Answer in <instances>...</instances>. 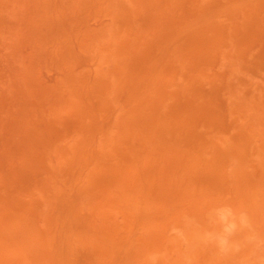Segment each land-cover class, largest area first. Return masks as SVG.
Segmentation results:
<instances>
[{"label": "rangeland", "instance_id": "374dc122", "mask_svg": "<svg viewBox=\"0 0 264 264\" xmlns=\"http://www.w3.org/2000/svg\"><path fill=\"white\" fill-rule=\"evenodd\" d=\"M181 1H182V3L184 4V2L185 1H190V2H193V4L195 3L196 4V6H197V8L198 7H200L201 8V6H205V2H207L206 3V5L208 6L209 4V1H210V5H212V7L209 5L208 7H210V8H201V10H200V8H198V9H196V8H192V4L191 3H188L189 5L191 4V7L190 6H188V7H186L187 9L190 7V10L191 9H195L194 10V12H196L197 14H199V16L196 14V13H194L193 11H192V15L191 16H189V14L191 13V12H189L190 10H188V12L189 13H184V11H187V9H182L181 8V6L183 5L182 3H181ZM184 1V2H183ZM209 1H207V0H0V54L2 55V57L0 56V63H1V61L4 63V62H6V61H8L7 63H4L5 65H7V66H5L4 64H2V66H1V64H0V72H2L1 74H2V78L0 77V90H2V88L4 89V90H2V91H0V93L1 92H4V94L6 95V96H8V97H6L5 98V95L3 94V96H1L0 95V107H1V109H0V124H2L1 125V128L0 129H5V130H7V131H4V130H2L3 132H5L4 133V135L0 132V155H2V156H0V160H1V157H2V159H4V161L6 160V162H4V163H6L7 164V166H6V169L9 167V169L11 170V171H14V169H17L15 166H18V168H19V165L21 164V162L20 161H22L23 159H24V156H25V158L27 157V155H29L28 153H30V151H28L27 149H29V147H28V145H29V143H28V145L26 146V144H25V141H28V142H31L30 143V145L32 144V142L34 141V139H37L38 140V142H39V144L37 143V147L38 148H40V149H38V151L36 150L35 151V153H33V155H34V157H35V159L34 160H39L40 158H43L44 159V161H45V164H46V166H47V168L49 169V170H55V168L53 169V167H61L60 166V162H62L61 163V165H63L65 162H66V160L68 161L67 162V165H68V167L70 168V171L68 172V170H67V174L65 173V182H67V183H69V184H73V185H77V184H75V183H77V181H80L81 179V183H79L78 182V184H85L84 186H83V188L82 189H84V191H81L80 190V194L78 193V196H77V199L78 198H82V199H78V201H80V203L77 201L75 204L76 205H82L81 203H86V201L87 200H89V199H94L93 201L95 202L96 201V203L97 202H99L100 200L102 201L103 199H105V197L102 199V194L103 193H105V192H107L108 193V195H111L112 193H115L116 195H114L115 197H116V199L114 198V196L113 197H111L112 198V200L113 201H111V199H107V198H109V196L107 195V193H105L103 196H106V202L107 201H109V202H107V203H109L108 204V206L111 208V210H110V208L107 206V207H104V209H103V207H102V209H103V212H102V214H104V212H105V214L108 216L110 213H111V211H112V214H110L112 217H110V218H108L106 215H105V217H107L106 219H113V216H116L117 217V219H118V222H117V220H113V223H111L110 222V224H113V225H115V226H118V227H114L113 225L112 226H110V225H108L107 226V228H109V227H114L113 229H115V230H117L118 232H119V234H121L120 236L119 235H117V237L118 238H121V236L123 235L124 237L122 238L123 240H125L126 238H125V235L127 234V235H130V236H132L133 234H135L137 237H139L140 238V236L139 235H142L141 237H144L145 235H143V234H147L148 232H146V231H150L149 230V228L150 227H146V226H148L149 224H151V222H149V224H147L146 222H148V220H147V218L148 217H146V216H148V214H152V213H150V210L152 211V208L154 207L155 209H153V210H157V208H159L160 206V208H162V205L164 204V203H166L167 204V206H166V204H164L163 205V209H164V206H165V208L167 209V211H166V209H160V210H157L158 211V213H157V211H156V213L155 212H153V214H154V216H158V217H162L161 218V220L163 221V218H164V216H165V218L164 219H166V221H167V223H165L166 221L164 220V223L161 221V220H159V218H155L154 219V221L156 222V223H153V224H151V226H153L154 224H157L158 225V227L160 228L161 227V229H159L158 231L156 230V229H158V227L155 229V226H154V228H152L153 230L152 231H154L155 232V230H156V232H155V234H154V232H153V234H151V236H150V233H152V232H150L149 234H147L145 237H144V240H145V242H144V245H145V247L144 248H149L148 247V245L150 246V248L147 250V249H144V248H142L141 246H143V245H141V246H139L140 244H142L141 243V240L140 239H137V240H133V241H135V243H136V247H138V250L136 249V247H134V244H132V239L133 238H135L136 236L135 235H133L132 237H130V236H127L126 235V237H128V239L127 240H125V243H127L128 244V242L130 241V245H132V248H134V250H131L132 248H131V246L129 247H127V249H128V251H127V253L129 254V255H132V254H130L131 252H133V251H137V253L139 252V255H140V259H138L136 262H138L139 261V264H143V262H144V260H147V261H145L144 263L145 264H147V262L148 261H151L152 263L154 262V264H157V263H155V261H157L156 260V258L155 257H158V255L157 256H155L157 253H160L161 252V250H158L159 248L158 247H160V249H162V250H164V248L166 249V247H164V246H166V245H169V243L171 242V238L169 237V233H173V232H175L174 234L176 235V236H172V235H174V234H172V235H170V236H172V237H176V239L175 240H172V242L174 243V244H176L175 245V248L174 247H172L173 248V250L176 252V253H182V256H181V258H183V259H185V261L184 260H182L181 258H180V256H179V254H173V255H168L171 251H169V253H167L166 251V255H165V252L164 253H162V254H164V260H165V256L166 257H168L169 256V258H168V260H166L165 262H164V264H166V262H169L168 264H190L192 261H194V263L192 262V264H217V263H215V262H218L219 261V258H221L220 259V262H218V264H220L221 262H224V263H227L228 262V260H229V264H264V212L263 213H260V210H262V207H263V209H264V130L262 129V127L264 128V117L262 116L261 117V115H263L264 114V108H262V107H264L263 106V104L262 103H264V94H263V96H261L260 95V92H261V90L259 91V89L257 90L256 89V85H255V83L256 84H258L257 85V88H258V86H259V88L260 89H262V87H260V86H262V84L264 83L263 82V80H264V73L263 72H256L255 70H253V71H250L249 70V68H247L246 67V65H245V61L243 60H241V62L239 61V57L237 56V55H235V53L234 52H236L237 50L236 49H238L239 47L241 48V46H236V48H234L235 50H233V53H234V55L231 53L232 51V49H230V50H226L225 49V51L226 52H228L229 53V55H227L226 54V58H228V57H230V53H231V57H233L232 59H233V61H234V59H238L236 62V64H234L235 63V61L233 62L232 60H229V59H227V61H226V59L224 58V57H222V53H224L223 52V50H222V53L221 54H218V58H220L219 56H221V61L218 63V62H216V65H215V67H213V68H218V66L219 65H221V63H223V60L225 59V67H229V68H231L229 71L231 72H229L230 74H229V76L228 77H230L231 75H232V73H233V71L235 70V68H237V67H241L242 68V70L244 69L243 67H245V69H246V71L244 72V71H242L241 70V68L239 69V71H238V68L236 69L237 71H238V74H236L237 72H235V74H233L234 76H235V78L237 79H235L236 81H233V75L230 77L231 78V82L229 81V78H228V83H230V85L231 86H229L228 88H226V89H224V90H222V93L220 92V95H221V98L223 97V99L225 100L226 98H230L229 99V101H228V99H226V101H228V102H225L224 101V103L226 104V103H228L227 105H228V108H230L231 109V107H232V105H236V103L235 102H239V103H241V105L240 106H242V107H240L239 106V104H237L239 107H240V109L238 108V107H234L233 106V108L232 109H234V111L232 110H229V117L230 118H232L233 120V124H231V126H234V125H238L241 121V123H240V125L241 124H244L245 125V129L242 127V129L240 130V126L238 127V126H236V127H238L237 129H236V127L234 126V127H229L228 125H226V127H224V126H222V130H223V132L225 131V132H227L226 130H225V128L227 129L228 127H229V129H227V130H229V132H227V133H230L229 134V136H227L226 134L227 133H225L224 132V134L226 135V138L225 139H223V141L225 140L226 142H228V143H230V145H231V148H230V146H229V144H228V146H227V144L225 145V141H224V146H222L221 144L222 143H220V144H218L217 142H215V141H213L212 142V140H214L215 139V136H216V138H218L219 136H222V138H224V135H222L223 134V132H220V131H222L221 129H219L220 131H218V128H217V126L215 125V121H217L218 122V115H216V114H219L218 113V111H217V109L215 108V110H216V112L217 113H215V110H214V108H213V110L214 111H210V109H209V107L208 106H210V105H208V104H205L206 102V97L208 96V98L209 99H212V96H214V95H212V94H209L208 95V93H211L210 91H208V90H206L207 88L210 90V88H211V86L212 85H207V84H209L210 83V81H213V82H211L210 84H218L219 83V81L217 80L216 81V79H218V78H216V77H218V75L216 74L217 72L216 71H220V68L217 70V69H214L213 70V68H212V75H206V78H208L209 76V78H211V79H208V80H206V78H205V74L207 73V72H202V73H200L201 71L200 70H202L203 71V69H207V71L209 72L210 70H208L209 68H211V66H210V64L212 63V62H210L209 60V63H208V61L205 59L206 57H204L203 55V57H204V59L206 60V61H204V62H202V63H204V64H202V66L201 65H199L198 64V62H200L203 58H202V56H201V54H206L207 55V51H208V46L210 45V43L209 42H211V44L213 43L212 41H211V39L213 38V36H211L212 38H209V36H207L206 37V35H207V30L206 29H201L202 31H204V32H202L201 30V32H202V34L203 33H205L206 35H203V39L201 38V35H200V39L198 38V40H200L201 42H202V40H204L205 39V41L204 42H206V40H210V41H207L206 43L208 44L209 43V45L207 46V50L205 51L204 50V48H206V47H203V46H201V48H202V53H199L201 50H199V48H193L192 50H194L196 53V56H194V54H190L189 52V54L186 52L185 53V51H187V48H188V46L189 45H191V43H192V41H191V43H189V45L188 44H186V45H183V43H184V41L186 40V38H187V40H188V38H190V39H195V37H196V41H197V37L198 36H194L193 34H194V32H195V30L197 29V30H199L200 28H199V26H201V23L203 24V22H205L204 20H206V18H204L203 20H200V19H202L201 18V15H204L205 13H202L201 11H204L205 12V10H206V13L208 14V12H213L212 13V17H213V14H219V12L220 13H227L228 12V8H227V11H226V9L224 10V8H223V10H221V11H219L218 9H220L218 6H217V3L219 4V6H220V4H222L221 2H223L222 0H221V2H220V0H219V2L217 1V0H213L212 2H214V1H217L216 3H211V0H209ZM174 2V3H173ZM225 2V1H224ZM226 2L229 4V0H226ZM225 2V3H226ZM187 3V2H186ZM198 3V4H197ZM202 3H204L203 5H199V4H202ZM173 4H175V5H173ZM180 4H181V6H180ZM194 4V5H195ZM216 4V5H215ZM228 4H224L223 6L226 8V6L228 5ZM176 5H178V6H176ZM186 6H187V4H185ZM193 5V6H194ZM214 5L216 6V8L214 7ZM231 5V4H230ZM176 6V7H175ZM195 6V7H196ZM207 6H205V7H207ZM223 6H221V7H223ZM171 7L173 8V10L172 11H176V13H172V11H170L171 10ZM179 7V10L177 9ZM185 7V6H184ZM217 7H218V9H217ZM170 8V9H169ZM212 8L213 9H216L215 11L214 10H212ZM222 9V8H221ZM198 10V11H197ZM199 10H200V12H199ZM210 10V11H209ZM181 11H183V12H181ZM219 11V12H218ZM167 12H168V14L170 15V13H171V15L172 16H174V15H177V14H180L181 13V17H180V15L178 16V17H180V18H178V19H182V14L184 13V14H187V15H185L186 16V18H187V16H189L188 18H190V19H192L193 20V22H194V24H195V21H194V17L197 15L198 17H200V19L198 20L197 19V16H196V19L200 22V25L198 26V28H196L195 30H193L192 28H194V24H193V22H192V20H187V21H184V20H181L180 21V23L179 24H181L183 21L184 22H186V24L185 25H187L188 24V22H192V24L191 23H189V24H191V28H190V25H189V28L187 27L186 29L188 30H185V25H184V23L182 24V26L180 27V28H178V26H176V25H174V23H176V24H178L177 23V21H178V19H177V17L174 19V20H176V21H174L173 23H171V21H169L168 23H166V21H168L169 20V18L171 19V15H170V17H168V18H166V14H167ZM180 12V13H179ZM210 12V13H211ZM201 14V15H200ZM206 14V15H207ZM165 16V17H164ZM184 16V17H185ZM209 16V15H208ZM193 17V18H192ZM207 17V16H206ZM209 17H211V16H209ZM212 17H211V19H212ZM208 18V17H207ZM166 19V20H165ZM168 19V20H167ZM195 19V20H196ZM210 19V18H209ZM163 20H165V22L163 21ZM172 21H173V19H171ZM196 20V25H198L197 23H198V21ZM203 21V22H202ZM208 21L209 20H207V24H206V22H205V24L206 25H209V23H208ZM163 23H166L168 26L170 25V26H172V24H173V26L170 28V27H168L167 25V27L166 26H164V24ZM171 23V24H170ZM163 26L165 27V29L163 28ZM183 26H185V27H183ZM204 26V25H203ZM183 27V28H182ZM206 26H204V27H202V28H205ZM173 28H175V30L173 29ZM177 28V29H176ZM183 29V30H180V29ZM206 28H208V26L206 27ZM167 29H171V30H167ZM173 29V30H172ZM180 31H179V30ZM169 32H167V31ZM178 31L179 33H178V35H182V34H184L183 36H182V38H183V40L180 38V36H178L176 33L177 32H174V31ZM188 32V34H189V32H190V34H192L193 36V38L191 37V35L188 37L187 35V33L185 32ZM163 31L165 32V34H169V36H170V31H171V35L172 36H174V35H176V37L177 38H172L171 36H170V38L172 39H170L169 38V36H167V35H165V34H163ZM181 31H182V33H181ZM172 32L173 33H175V34H172ZM191 32H193V33H191ZM199 32V31H198ZM201 32H199V33H201ZM195 34H196V32H195ZM165 37H164V36ZM161 36H163L162 38H161ZM187 36V37H186ZM166 38V39H165ZM167 38H168V41H169V39H170V41L171 42H168V41H166V47L165 46H163L164 44H165V41H163L164 39L165 40H167ZM180 38V42H181V40L183 41V42H181V45H180V43H179V45L180 46H187V48L186 47H180L183 51H184V49L186 48V50L183 52L182 50H180L179 49V47L178 46H174L175 44H177V42L179 41H177V39H179ZM174 39L176 40V42L174 43ZM213 40H215V39H213ZM172 41H173V43L174 44H171L172 43ZM189 41V40H188ZM188 41L186 42V43H188ZM199 41V43L201 44V42ZM194 42V41H193ZM194 43H196L195 45H198V43L197 42H194ZM170 44L171 45H173L174 47H177L178 48V50H179V52H178V50H177V54L180 56L179 58L180 59H178V61L179 60H181L182 59V61L183 60H185V63L187 62V63H189L190 61H192L193 60V62H192V64H186V66L188 67V69H187V67H185L184 68V61H183V63H182V61H181V63H182V65H183V67H180V68H176V67H178V66H182L181 64L179 65V62L177 61H173V62H170L169 60V63H167V65L169 66L170 65V63H172L173 65H170L171 66V68H170V66H169V68L170 69H166V67H167V65H166V67H165V69H164V64H165V58H169V56H170V60H173L172 59V57L173 58H176V57H178V55H176L174 52H172L173 50H174V47H173V49H169L168 47H170V48H172L171 46H170ZM185 44V43H184ZM193 44V43H192ZM202 44H204L203 42H202ZM195 45H192V46H195ZM205 45V44H204ZM214 46H215V41H214V44H213ZM163 46V47H162ZM200 46V45H199ZM198 47V46H197ZM216 47V46H215ZM215 47H213L212 46V49L214 48V54H211V55H215V56H217V48H215ZM166 49V51L164 50V49ZM192 48V47H191ZM191 48H190V46H189V49L188 50H190V51H192L191 50ZM210 48V47H209ZM162 49V50H161ZM168 49V50H167ZM171 50V51H170ZM197 50H199V51H197ZM206 52V53H203L204 51ZM238 50H240V49H238ZM162 51H164L165 53H166V55H165V53H164V55L165 56H163V55H160V53L162 52ZM168 51L170 52V53H168ZM182 52V54H181V52ZM193 51V52H194ZM210 52H212L211 51V49H209V52L208 53H210ZM225 52V53H226ZM238 53H239V51H237ZM163 53H161V54H163ZM167 54H170L169 56H167ZM174 54H175V57H174ZM189 55V57H186L187 58V60H186V58H185V56H181V55ZM199 54H200V56H199ZM237 54V53H236ZM192 55V56H191ZM6 56V57H5ZM161 56V58H162V61L159 59V57ZM194 56V57H193ZM207 56H209L210 57V55L208 54ZM214 56V57H215ZM237 56V57H236ZM183 57H184V59H183ZM192 59H191V58ZM7 58H8V60H7ZM196 58V59H195ZM200 58H202V59H200ZM211 58V57H210ZM222 58H224L223 60H222ZM159 59V60H158ZM208 59V58H207ZM6 60V61H5ZM175 60V59H174ZM196 60H198V62H196ZM157 61H159L158 63H157ZM164 61V62H163ZM161 62H163V65L161 66L159 63H161ZM205 62H207V63H205ZM176 63H178V65H176ZM219 65H218V64ZM238 63H239V66H237L238 65ZM159 64V65H158ZM162 64V63H161ZM175 64V65H174ZM195 64H198V66L196 67V69L199 67V68H201V69H197L198 71H200L199 73L201 74V75H198L197 77H198V79H196V77H195V73L194 72H196L197 70H195V68L193 67V66H196ZM156 65H157V67H156ZM192 65V66H191ZM206 65H209V66H207V68L205 67ZM212 65V64H211ZM223 65V64H222ZM241 65H243V67L241 66ZM159 66H161L160 68H162V69H164V70H162V69H160L159 68ZM201 66V67H200ZM217 66V67H216ZM174 67H175V70L174 71H172V69H174ZM191 67V68H190ZM192 67H193V69L194 70H191L192 69ZM209 67V68H208ZM219 67H223V66H219ZM224 67V68H225ZM184 68V69H183ZM223 68V69H224ZM157 69H159V72H161L162 73V75L164 74V73H166L167 75H168V73L167 72H176V75L174 74V77L176 76V78L177 77H181L180 79L182 80H177L176 78H172V80H173V82L176 80V82H178V83H181V86H180V84H178V85H176V83L174 84L173 82V85H172V83H171V77H173V74H172V72H171V74L170 75H168V77H166L167 75L166 74H164V78L165 79H169L170 78V80H169V82L170 83H168V80L166 81L165 79L163 80L162 79V77H161V79H159L158 80V82H157V79L155 78V77H157L158 78V76H160V74L158 75V76H156L157 75ZM232 69H234L233 71H231ZM248 69V70H247ZM161 70V71H160ZM185 70V71H184ZM192 71V73H190L191 71ZM225 70V69H224ZM226 70H228V69H226ZM10 72V74L9 73H7V72ZM156 71V72H155ZM165 71V72H164ZM190 71V72H189ZM211 71H210V73H211ZM215 71V72H214ZM218 71V72H219ZM6 74H5V73ZM156 74H155V73ZM169 72V73H170ZM183 72V73H182ZM188 72V73H187ZM221 72V71H220ZM222 72H224L225 73V77L227 78V74L228 73H226L225 71H222ZM246 72H248L250 75H247L248 73H246ZM179 73H180V75H179ZM181 73L183 74V76H186V75H184L185 73H187V78H188V76H191V77H189V79H191V80H194V78H195V82H196V84L193 82V81H191V80H189V79H187V78H185V77H182L181 76ZM198 72H196V74H197ZM198 73V74H199ZM214 73H215V76H213L214 75ZM244 73V74H243ZM246 73V74H245ZM252 73H253V75H252ZM255 73H257V75L255 74ZM0 74V75H1ZM154 74H155V77H154ZM190 74V75H189ZM204 74V75H203ZM243 74V75H242ZM6 75H7V77H8V75H14V76H12V79H13V77H16V76H18L17 78H15L14 79V81L16 82V83H13V80H11V78H10V76H9V78H7L6 77ZM166 75V76H165ZM217 75V76H216ZM239 76V78H241V77H243L242 79L243 80H245V82L247 81V80H249V78H247V76L249 77H252V79H250L249 80V84H251V83H253V81H254V84H251L250 85V87L248 86V84H245V83H242L241 81H240V79H238V76ZM240 75H241V77H240ZM244 75H246V76H244ZM21 76L23 77V78H21ZM150 76V77H149ZM193 76H194V78H193ZM200 76V77H199ZM204 76V80L202 81L201 80V77H203ZM208 76V77H207ZM212 76V77H211ZM254 76H258V77H256V78H258L257 79V81L259 80V77H262L261 79H262V81L261 80H259V81H261V82H257L255 79V77ZM5 77V78H4ZM144 77V78H143ZM148 77H149V79H148ZM214 77V78H213ZM245 77V78H244ZM253 77H254V79H253ZM216 78V79H215ZM2 79V80H1ZM7 79V80H6ZM17 79V80H16ZM179 79V78H178ZM188 80V83H189V81H191L190 82V84H193V85H195L196 87H197V81L199 80L200 82H199V85H198V87L196 88L195 86H193L192 85V87L190 86V84H188L186 81ZM203 79V78H202ZM5 80V81H4ZM20 80V81H19ZM186 80V81H185ZM197 80V81H196ZM210 80V81H209ZM4 81V82H3ZM17 81H19V84L21 83V86H19V84H18V82ZM164 81H166L167 83H165ZM204 81H207V83L206 82H204ZM252 81V82H251ZM22 82L25 84H28V90L26 89V86L24 87V84H22ZM161 82H164V83H161ZM204 82V83H203ZM209 82V83H208ZM215 82V83H214ZM218 82V83H217ZM236 82V84L237 83H239L240 82V84L236 87L235 86V88H234V86H233V84ZM263 82V83H262ZM12 83L14 84V86H15V84L17 85L18 84V86H16V87H11V85H12ZM158 83H160L161 85H157L158 87H156L157 89H155V86H156V84H158ZM184 83V84H183ZM202 85H201V84ZM231 83H233V84H231ZM241 83L242 84H245V85H241ZM260 83H262V84H260ZM162 84H164V86L162 85ZM166 84V85H165ZM189 85V89L191 88V90H189V91H191V93H193L192 95H191V93L189 92V91H187L186 93H185V91L187 90V89H185V88H182V87H184V85ZM174 85H176V86H178V87H176L175 86V88H173L174 90L173 91H175V89L176 88H179V89H176V92H175V94L173 93V92H171V91H169V86L171 87V86H174ZM183 85V86H182ZM188 85H187V87H188ZM235 85V84H234ZM255 85V86H254ZM160 86H161V88L163 89L164 87H165V89L168 87V90L167 91H164V89H163V91H162V93H160V94H167V96L165 97L164 95H162V97H164V98H159L158 96L160 95L159 94V88H160ZM203 86H204V88H203ZM206 86H207V88H206ZM209 86V87H208ZM25 89H24V88ZM29 87H31L30 89H29ZM201 87V88H200ZM231 87V88H230ZM233 87V88H232ZM243 87H245V88H243ZM252 87V88H251ZM194 88H196V89H194ZM230 88V89H229ZM241 88H243V90L241 89ZM22 90V92H25V93H30V97L29 98H31V96H32V98L31 99H29V100H31V101H33V102H31V101H29L28 99V101L32 104H28V102H27V100L25 99V101L23 100L24 99V97H22L23 99H20L21 98V96L23 95V93L21 94V92H16V90ZM181 89H185V91H183V90H181ZM195 91H194V90ZM201 89H203V91H206V93H207V95H206V93L204 94L203 93V91L201 92ZM228 89L230 90V94L231 95H227L228 93H229V91H228ZM231 89L233 90V91H231ZM240 89V90H239ZM7 90V92L8 91H10V92H16V93H14V94H16V97L15 96H11V94L12 93H10L9 95L8 94H6V91ZM20 90V91H21ZM171 90H172V87H171ZM178 90V91H177ZM183 91L182 93L180 92V91ZM225 90H226V93L227 94H224V95H227V97L226 98H224V95H223V92H225ZM258 91V93H259V95H260V97L258 98L257 96H259L258 94H257V91ZM158 91V92H157ZM236 92V95H235V97L237 98V100H239V101H236V99L234 100L233 99V97H234V93L233 92ZM239 91V92H238ZM242 91V92H241ZM250 91H253V95H251V96H248L249 98L251 97H254L253 98V102H254V99H256V97H257V100L259 101L260 99L263 101H261L260 100V102H261V108L259 107V110L260 111H255L256 109H257V107L258 106H260L259 105V102L257 103V101H255V103H253V102H251V103H249L250 102V100H251V98H250V100H248L249 98L247 97H245L244 96V94H246L247 95V93L250 95V94H252V93H249ZM255 91V92H254ZM263 91H264V89H263ZM262 91V92H263ZM160 92H161V90H160ZM179 92V93H178ZM189 92V94H187ZM194 92H196V95L198 94V95H204V97L203 98H205L206 100H204L202 97H198V99H197V101L200 99V100H203L202 102H203V104H205V107H206V109H207V111H210V113H211V115L212 114H214V115H212L213 116V119L214 120H212L211 119V122L213 121V123L214 124H212L213 125V128H212V126L209 128V126H207L206 127V129H205V127H204V125L207 123V120L208 121H210V117L209 118H207L206 119V113H208L206 110H204L205 111V114H202V111H203V109L201 110V109H199V108H201L202 106L199 104V102H201V101H199L198 102V104L200 105V106H197V107H199V108H196V111L198 112V110H201V111H199L198 112V116H201V117H198L197 115H196V118H198V121H200V120H202V116H204L203 118L204 119H206V122L205 121H202V122H198V121H196L195 120V117L193 118L191 115H190V113L192 114V115H194V113L196 112H194L193 110L195 109V108H193V110L192 111H187V110H190V109H192V107H195V104H196V101H194L193 100V98H191V97H194ZM199 92H200V94H199ZM247 92V93H246ZM24 93V94H25ZM203 93V94H202ZM233 93V94H232ZM237 93H238V95H237ZM240 93V94H239ZM264 93V92H263ZM13 94V95H14ZM19 94L21 95V96H19ZM159 94V95H158ZM176 94H179V95H176ZM180 94H182L181 96H180ZM255 94H256V97H255ZM168 95H169V97H168ZM196 95H195V100H196ZM212 95V96H211ZM223 95V96H222ZM240 95V96H239ZM242 95L248 100V102L246 101V99L245 98H243V100L241 99L242 98ZM25 96H27V94H25ZM29 96V95H28ZM27 96V97H28ZM161 96V95H160ZM189 96V97H188ZM232 96V97H231ZM10 97V98H9ZM14 97V98H13ZM27 97H25V98H27ZM158 97V98H157ZM179 97H181L182 99H180ZM187 97H188V99H187ZM220 97V96H219ZM5 98V99H4ZM12 98V99H11ZM160 100V102H159V100ZM162 99H165V100H162ZM190 99V100H189ZM209 99L207 100V103H211V104H213V102H211V101H213V99L212 100H210L209 101ZM223 99H222V101H223ZM5 101V102H2V101ZM15 100V101H14ZM22 100V101H21ZM168 100V101H167ZM171 100V102L173 103V104H171L170 103V107L168 106V104L169 103H166L167 104V106L170 108H168L169 110H171L172 111V109H173V111L175 110V112H171V114H170V112H168V110H166V107H165V105H164V101L166 102H169ZM180 100H184L182 103L184 104V102H185V104L187 105L188 103H190L189 101H191V100H193V102L191 101V103H193L194 105H192L191 103V105L190 104H188L189 106H190V108H189V106L187 107V106H185V104L183 105V106H185L186 108H188V109H186L185 107H182V106H180L181 104H180ZM234 100V101H233ZM248 103V104H251V105H248V107H247V105L245 106L244 104H246V102ZM10 102V103H12L11 105H10V103H8V102ZM156 101V102H155ZM241 101V102H240ZM16 102H18V103H16ZM22 104H21V103ZM27 102V103H26ZM188 102V103H187ZM195 102V103H194ZM202 102H201V104H202ZM231 102V103H230ZM6 103H8L7 105H6ZM16 103V104H15ZM154 103H158L157 104V106L159 105V107H157L156 106V104H154ZM232 103H235V104H232ZM243 103V104H242ZM256 103H257V105H256ZM22 105V106H20V105ZM23 104H26L27 105V107L28 108H26L25 106L26 105H23ZM197 104V105H198ZM202 104V105H203ZM229 104H232L231 106L229 105ZM15 105H17L16 107H15ZM155 105V106H154ZM162 105H164V106H162ZM172 105H173V107H172ZM208 105V106H207ZM226 105V106H227ZM256 105V106H255ZM5 106H12V107H9V108H7V107H5ZM174 106H175V109H174ZM244 106V107H243ZM254 106V107H253ZM3 107H5V108H3ZM14 107H15V109L17 108V110H18V108H19V110H18V114H16V112H15V109H14ZM33 107V108H32ZM37 108V110H36V108ZM42 107H43V110H42ZM107 107L110 109V110H108L107 109ZM157 107L159 110H160V108L162 107L163 109H164V107H165V110L164 111H166L165 112V114H164V116L161 114V116L159 115V117H163L162 119H161V122H163L164 121V123L161 125V124H159L160 122H157V120L156 119H154L153 118V116H155V115H153V114H155L156 113V118L158 117V115H157V113L159 112L157 109L155 110V108ZM172 107V108H171ZM211 107H213L212 105H211ZM247 107V109H245ZM24 108H25V110H24ZM30 108V109H29ZM34 109V110H32V109ZM235 108H237V109H239V111H241V113L243 114V113H245L247 110V113L249 112V114L250 115H254L253 113H255V115L252 117L251 116V118H250V115L249 114H246V115H249L248 117H239V118H242V119H240L239 120V118L237 117L236 118V115L237 116H241V115H239V114H237V112H236V114H233L234 116L233 117H231L232 115L230 114L231 112L233 113V112H235L236 111V109ZM244 108V109H243ZM249 108H250V110H249ZM255 108V110H252V109H254ZM3 109V110H2ZM162 109V110H163ZM183 109H185V111H187V113H185V111L183 110ZM21 110V111H20ZM31 110L33 111V112H31ZM19 111H20V113H19ZM24 111V112H23ZM27 111L29 112L28 114H30V116L32 115V117H31V120H33V121H35V118H38L39 120H37L36 119V121L38 122V121H40V120H42L43 119V117H44V121H46V124L48 125V127L46 126V124H45V122H43L44 124V126H46V127H44L41 123H35V124H33L32 123V126L31 125H27L28 123L30 124L31 122L29 121V119H30V116L29 115H27ZM38 111H40L42 114H43V116H42V114H40V112H38ZM43 111V112H42ZM104 111H105V113H104ZM110 111V112H109ZM155 111V112H154ZM238 111V110H237ZM254 111V112H253ZM37 112V117H34V113H36ZM161 112V111H160ZM180 112V114H178ZM258 112V115L260 116V118H259V116L258 115H256V113ZM23 113V114H22ZM39 113V114H38ZM44 113H46L45 115H44ZM167 113V114H166ZM173 113H175L177 116L175 117V114L173 115ZM204 113V112H203ZM263 113V114H262ZM5 114V115H4ZM26 114V116H28V117H24V116H22V115H25ZM47 114H49V116L47 115ZM103 114H105L104 116V119L102 120V118H103ZM159 114V113H158ZM185 114H189L188 116L187 115H185ZM209 114V113H208ZM207 114V116H210V114L208 115ZM39 115H41L42 116V118L40 119V117H39ZM70 115H72V117H73V119L75 120L76 119V121L75 122H78V123H82L81 125H80V128H79V126H77L79 129H77L76 128V131H78V132H81V131H86V130H84V129H90L91 128V133L89 132V131H87V132H84V133H87V134H89V136H90V138L92 139H87V141H89V140H91L90 142H93V139H96L95 137L96 136H98V138H97V140H94V143H95V141H96V143H97V145H96V143H95V145L94 144H92V143H90V142H87L86 141V144H84L85 142V140H86V138H89L88 137V135H87V137H85L84 135H81V136H83V138H84V140H83V138H81L82 140L80 141L78 138H75L73 141H75V143L76 144H78V141H80V143H82V144H78L80 147H81V145H89V144H87V143H90V145L88 146L89 147V149L88 150H90V147H91V149H92V147H93V145H94V147H93V152H94V154H96L95 153V151L96 152H99V150H97L99 147H101V148H99L100 150H101V152H99V153H101V155L103 156L104 154L106 155V156H104L105 157V161L106 162H108L107 164H105L106 162L104 161V162H102L103 160H104V157H102L101 155H99V153H97L98 154V159H97V157L94 159V161L96 162V161H98V163L96 162V163H93L94 161H93V157L92 158H90L91 157V153L90 154H88L89 152H91V150L90 151H87L86 149L88 148L87 146H82L81 148L77 145L76 146V144L71 140V143L73 142V144H75V146H72V149L70 150L69 149V145L68 146H65V144L67 145V144H71L70 142H68V139H70L69 137H66V136H62V135H64L65 133H70L69 135H70V137L72 138L73 136H76L77 134H75L76 133V131H75V127H74V131H75V133H73V130H72V126L71 125H73L72 123H70L71 121H73L72 119L70 120ZM165 115H167L166 116V118L168 119V118H170L169 117V115L171 116V121H169V120H167L166 121V118H165ZM180 115L182 116V117H180ZM2 116H3V118H2ZM4 116H6V118H4ZM8 116H11L12 118H10V117H8ZM36 116V115H35ZM46 116H47V118H46ZM186 116V117H185ZM15 117H16V119H17V117H18V120H16L15 119ZM22 117H24L23 118V120H22ZM102 117V118H101ZM174 117H175V119H174ZM179 117H180V120H179ZM189 117H191L190 119H189ZM8 118H10V119H8ZM33 118V119H32ZM46 118V119H45ZM49 118H50V121H49ZM55 118L57 119L56 121H55ZM61 118V119H60ZM152 118L156 121H154L153 122V120H152ZM176 118H178L177 120L178 121H180V126L181 127H179L178 125L179 124H177V123H179L177 120H176ZM185 118L186 119H189L188 121H187V123L189 122V121H196L195 123H192V124H185L186 125V128L185 127H183V126H185L184 125V123H186V122H184L185 121ZM244 118H247V119H244ZM253 118V119H252ZM255 118H257L258 120L257 121H254L253 122V120L255 119ZM262 118H263V120H262ZM2 119H5V122H6V120L7 121H9V122H11V124H13L14 123V125L12 126V125H10V123L9 122H6L8 125H10V126H8V125H6L5 124V122H4V124L2 123L3 122V120ZM11 119H15V120H11ZM21 121H20V120ZM28 120L29 122L28 123H26L25 122V120ZM58 119L59 120H62V119H69L70 121H67L68 123H69V125L71 126L70 128H68L69 126H68V124H67V129H70V130H66V128L64 129L63 127H65V126H63L62 125V127H61V125H60V127L63 129H61V131L59 132L58 131V128H59V124H57V121H58ZM165 119V120H164ZM200 119V120H199ZM235 119L237 120V121H235ZM248 119H251V121L249 122L248 121ZM262 120V121H260V120ZM159 120H160V118H159ZM16 121H17V123H16ZM19 121V122H18ZM32 121V122H33ZM52 121V122H51ZM63 121V120H62ZM81 121V122H80ZM82 121H84V122H82ZM97 122V126H99V127H96V123L95 122ZM103 121L105 122L106 121V123L108 124V126H107V124H105L106 125V127L105 126H103L104 124H103ZM259 121V122H258ZM22 122L24 123V125H25V127H23V125H22V127L23 128H25V129H22V127L20 128V127H18V126H21V125H18V124H22ZM40 122H42V121H40ZM50 124V122H51V124L49 125L48 123ZM55 122H56V124H57V126H56V124H55ZM59 122V121H58ZM166 122H168V123H166ZM176 122V123H175ZM203 122H205V124L203 123ZM237 122V123H236ZM252 122V124H250ZM263 122V123H262ZM15 123H16V125H15ZM61 124H63L62 122H60ZM102 125V127L100 126V124ZM153 124L152 125V127H147V126H149L148 124ZM157 123L159 124V126H157ZM191 123V122H190ZM209 123V122H208ZM65 124H66V122H65ZM88 124H90V125H92V126H88V127H86V125ZM154 124H156L155 126H157V127H155L154 126ZM164 124H165V126H164ZM172 124V125H171ZM195 124H197V126L199 127V129L197 128V129H194V128H196L195 126ZM211 124V123H210ZM209 124V125H210ZM216 124H218L219 125V123H216ZM228 124V123H227ZM4 125H6V127L4 126ZM35 125H38L39 127H40V129L37 127H35ZM53 125H55V126H53ZM77 125V124H76ZM178 126V127H175L174 128V130H172L173 128H171L170 129V127H174V126ZM202 125H203V128L202 129H200L201 127H202ZM2 126H4V127H2ZM12 126V127H11ZM28 126V127H27ZM81 126H83V127H81ZM151 126V125H150ZM161 126H163L164 128H162ZM189 126V129L187 128ZM194 126V127H193ZM219 126H221V125H219ZM228 126V127H227ZM241 126H243V125H241ZM8 127H10V128H12V133H15L16 135L12 138L11 136H13V134L12 133H10L11 134V136H10V134L8 133V132H10L11 131V129L10 128H8ZM13 127H18L19 129H15V128H13ZM42 127H44V129L42 128ZM104 127V128H103ZM108 127H111V128H108ZM214 127H216L217 129H215V131H213L214 130ZM27 128V129H26ZM29 128H30V130H29ZM32 128H33V130H32ZM34 128H35V130H37V131H35L34 130ZM47 128H49V130L47 131ZM82 128H84V129H82ZM100 128V129H99ZM102 128L104 129V131H106L105 129L107 128V130L109 131L108 133L106 132V134H108L109 136H107V135H104L103 134V130H102ZM166 128V130H164ZM181 128V129H180ZM183 128H185L184 130H183V132H182V129ZM190 128H193V130L192 129H190ZM209 128V130L211 129H213L211 132H209L208 131V135L206 134V137L207 138H204L205 136H201L200 134L204 131V130H206L207 131V129ZM224 128V129H223ZM15 129V130H14ZM56 129H57V133L59 134H56V133H54L55 131H56ZM59 129V130H60ZM94 129H97V130H94ZM110 129V130H109ZM141 129H144V131H147V132H150L149 130L151 129V132L150 133H145L144 131H142ZM160 129H162V131L163 132H169V134H168V136H165V135H163L164 133L162 132V131H160ZM180 129V130H179ZM14 130V131H13ZM18 130H22L21 132L23 133L22 135H23V137L24 138H22V135H17V134H19V133H21L20 131L18 132ZM23 130L25 131V130H27V131H25V133L23 132ZM81 130V131H80ZM103 131L102 133L100 132V131ZM144 133V135H147L148 137H146V136H143V133L141 132V131ZM153 130V131H152ZM157 132H156V131ZM158 130L160 131V132H158ZM170 130H172L171 132H170ZM189 130V133L191 134H193V136L195 135V133H193L195 130H197V134H196V137H199V135L201 136L200 138H202V139H197L196 137H194L195 139V141H196V139L198 140V142L202 145V146H205L204 144H206V148H204L203 149V147L201 148V149H203V150H200L199 148L201 147V146H198L197 147V145H196V143H195V146L194 145H192L191 146V144L190 143H194L195 141H193V136H192V134L191 135H189L188 133H187V131ZM192 130V131H191ZM199 130H201V131H199ZM244 130V132H243V135H241L242 133L240 132V131H243ZM1 131V130H0ZM30 131V133H31V135H30V133H28ZM32 131V132H31ZM45 131V132H44ZM66 131V132H65ZM68 131V132H67ZM155 131V133H154V135H152V133ZM199 131V132H198ZM206 131H204V135H205V132ZM240 133H239V132ZM6 132L9 134H7L6 135ZM18 132V133H17ZM33 132H35V133H37V134H35V133H33ZM38 132H40V137L38 136L39 135V133ZM44 132V133H43ZM47 132H48V134H47ZM96 132V133H95ZM140 132V133H139ZM201 132V133H200ZM214 133V134H217V135H213V137H211L212 136V134H210V133ZM216 132V133H215ZM238 132V133H237ZM249 134H248V133ZM32 133H33V135L35 136H33V138H31V136H32ZM83 133V132H82ZM83 133V134H84ZM94 133V134H93ZM101 135L102 134V136H100L99 137V134ZM138 133L139 134H141L142 133V138H147L146 139V142H147V140H148V138H149V140H151L150 142H149V140H148V142L146 143L145 141L143 142V140L144 139H142L141 137V140H140V138H139V136H138ZM163 133V134H162ZM167 133H165L166 135H167ZM171 133V134H170ZM183 133V134H182ZM185 133H187V134H185ZM200 133V134H199ZM222 133V134H221ZM236 133H237V137H236ZM244 133H247L248 134V136H251L250 138L252 139L251 141H249L250 139H248L247 140V142L249 141V142H251V143H247L246 142V137L247 138H249L248 136H246L245 135V138H244ZM50 134H53V136L52 135H50ZM80 134V133H79ZM149 134H151L152 136H155V135H157L158 137H159V139H157L158 137L156 136V137H154L153 139H155L154 141H153V139H150L151 138V135L149 136ZM159 134H160V136H159ZM219 134H221V135H219ZM238 134H240V135H238ZM5 135L7 136V139H9V137L8 136H10V141L9 140H6L5 139ZM37 135V136H36ZM45 135H46V137H45ZM68 135V136H69ZM171 135H173V136H171ZM176 135V136H175ZM187 135V136H186ZM209 135H211L210 137H209ZM219 135V136H218ZM1 136H3V137H1ZM17 136V138H15ZM48 136V137H47ZM49 136H50V138H52V137H54L53 138V141H52V139L50 140L49 139ZM60 136H62L61 138H60ZM80 136V135H79ZM80 136V137H81ZM95 136V137H94ZM132 137V139L131 138H129V137ZM141 136V135H140ZM169 136H171L170 137V139L172 140V142L174 143H172L171 142V140L169 139ZM175 136V137H174ZM191 136V137H190ZM230 136H231V139H232V141L233 140H235V138L237 139V138H241V140H239V139H237L236 141L237 142H235V141H233L232 142V144H231V142H229V141H231V139H230ZM234 136H235V138H234ZM240 136H242V137H240ZM36 137H38V138H36ZM41 137H43L44 138V140H43V138H41ZM58 137V138H57ZM64 137H66V139L67 140H65L64 139ZM104 138V139H102V138ZM105 137H106V139H105ZM107 137H108V141L110 140V141H114V145L117 143V142H120L118 145L119 146H117V144H116V146H114L115 147V149L113 148V144L110 142V144L108 143V141H107ZM136 137V139H134ZM162 138V140H163V142H162V140H161V138ZM184 137H186L187 138V141L185 140L184 141V139H186V138H184ZM192 138V141L193 142H191V140L190 139H188V138ZM2 138H4L5 140H6V143H4L5 141H4V139H2ZM17 139V141H18V139H19V141H21L20 143H18L17 144V141H15V139ZM22 138V139H21ZM32 140V141H30V139ZM42 139V140H39V139ZM110 138V139H109ZM139 140H138V139ZM166 138V139H165ZM168 138V139H167ZM173 138H175V139H173ZM211 140L212 138V140L211 141H209V139ZM227 138H229L230 140H226ZM2 139V140H1ZM12 139H14V142H13V140ZM60 139H63L62 141L65 143H63ZM118 139V140H117ZM126 139H128L127 141H125ZM165 139V140H164ZM204 139H205V141H207V142H205L204 141ZM25 140V141H24ZM50 140V141H49ZM122 140H124L123 142H122ZM161 140V141H160ZM168 140V142H166ZM170 140V141H169ZM200 140H202V141H200ZM218 140H221V139H218ZM1 141H3V142H1ZM7 141H9V142H7ZM14 143V146H12L11 145V143L12 142ZM23 141H24V143H23ZM47 141H49V143L47 142ZM59 141V142H58ZM66 141H67V143H66ZM70 141V140H69ZM131 141V142H130ZM180 141V142H179ZM240 141H242V142H240ZM243 141H245V146H246V144L248 145V147H247V149L246 148H244V149H242L243 147H244V144H242V145H240L241 143H243ZM16 142V143H15ZM43 143V146L41 145V143ZM56 142V145L54 144ZM121 142L124 144V143H126V144H128V147H130L132 144L134 145V144H139V145H137V147H136V145H135V147H130V149L127 147H125V146H122L123 144H121ZM140 142H141V144H140ZM143 142V143H142ZM155 142H156V144H155ZM159 142H161V143H159ZM169 142H171L170 144V146H167L166 145V143H168L169 144ZM176 142V143H175ZM185 142V143H184ZM188 142V143H187ZM202 142H205V143H202ZM222 142V141H221ZM3 143L4 144H6L5 145V147H7V148H5L4 150H6V151H3L2 150V147H3ZM7 143H9L10 145H8L7 146ZM51 143H53L52 145H54V147H58V149H56V148H54V147H52V145H51ZM60 143L62 144H64V145H60ZM106 143H108L107 145H106ZM164 143V144H163ZM181 143V144H180ZM186 143L188 144V145H186ZM212 144V147H213V149H215V150H219V151H221L220 153L219 152H217L216 151V153L214 152L215 150H213V156H212V154H211V156H212V158L211 159H209L208 161H206L208 158H210V153H212V151H209L210 149H211V145H209V144ZM218 145H217V144ZM235 143H238L239 144V146H238V144H235ZM20 144H21V146H20ZM23 144H25V147L27 148H25V147H23ZM112 144V147H110V148H108L110 145ZM121 144V145H120ZM126 144H124V145H126ZM148 144H150V145H148ZM181 146H179V145ZM198 144V143H197ZM200 144H198V145H200ZM39 145H40V147H39ZM99 145V146H98ZM140 145H144V147L142 146H140ZM153 145H155L154 147H153ZM177 145V146H176ZM190 145V146H189ZM207 145L209 146L208 148H210V149H208L207 148ZM218 147V149L216 148V146ZM219 145L220 146H222L221 148L219 147ZM237 146L236 148L235 147H233L232 148V146ZM9 146H10V148H11V150H10V148H9ZM16 146H17V150H14L13 151V149L15 148L16 149ZM19 146V147H18ZM65 147L66 148V150H65V148H63V147ZM108 146V147H107ZM151 146V147H150ZM157 146H158V148H160V147H162V148H160V149H158L157 148ZM169 147L168 149H166V148H164V147ZM186 146V147H185ZM188 146H189V150L191 149V151H193V149L195 150V152L193 151V152H188ZM226 146V147H225ZM242 146V147H241ZM250 146V147H249ZM22 149H21V148ZM67 147H68V149H67ZM77 147H79V150H77L78 148ZM85 147H87L86 149H85ZM116 147H121V148H116ZM139 147H141V150H137V149H139ZM145 147H146V149H148V147H150V149H148L147 150V152L145 151ZM156 147V148H155ZM171 147L172 148H175V152H176V154L178 155H176V154H174V151L171 149ZM191 147V148H190ZM193 147V148H192ZM225 147V148H224ZM228 147V148H227ZM18 148H20V149H18ZM24 148V149H23ZM42 148H44V150L42 149ZM77 148V149H76ZM135 148V150L138 152V153H136V151L134 152V149ZM143 148V149H142ZM179 148V149H178ZM198 148V149H197ZM220 148V149H219ZM8 149H9V152H11L10 153V155L8 154L7 155V153L6 152H8ZM25 149H26V151L28 152H26L25 153ZM75 150V152H76V150H77V152L75 153L74 152V150ZM107 149H109L110 151L109 152H114V153H108V150ZM120 151V153H119V151ZM128 149V150H127ZM162 149H164V150H162ZM170 149V151L168 152V150ZM182 149V150H181ZM225 149V150H224ZM231 151H233V152H231ZM241 149H242V151H241ZM249 149V150H248ZM30 150V149H29ZM41 150H43L44 151V153H43V151L41 152ZM47 150H48V156L50 155V156H52L53 154H55V156H58L59 157V159L60 158H62L61 160H65V162L63 163V161H60L59 159H58V157H56L57 158V160H59L58 162H54L53 163V159L55 160L56 158L54 157V156H52V157H54V158H51L50 156L47 158V159H49V160H46V156H47V154H45V152H47ZM70 150V151H69ZM146 152V154L144 153V151ZM153 152V153H151V151ZM155 150H157V151H155ZM226 150H228L229 151V154H230V156H229V154H228V151H226ZM243 150H247V152H245V151H243ZM16 151V152H15ZM18 151H20L19 152V154H20V158H21V160H19V154H18ZM22 151H24V153L22 152ZM72 151V152H71ZM79 151V152H78ZM86 151H87V154H86ZM133 152V153H129L128 154V152ZM140 151H141V154L143 155V153H144V156H143V158H142V155L140 154V157H139V153H140ZM142 151H143V153H142ZM167 151V152H166ZM186 151V152H185ZM197 151V152H196ZM201 153H200V152ZM204 151H206V153L204 152ZM207 151H209L210 153H209V155H207L208 153H207ZM227 152V154H228V156L226 155V157L228 158H225V156H223V155H225L226 154V152ZM234 151H236V152H234ZM238 151V152H237ZM248 151H249V153H248ZM2 152H4V153H2ZM14 152H15V155L17 156H15L14 155ZM22 152V153H21ZM38 152H41V153H38ZM66 152V153H65ZM69 152H71L72 154L71 155H73V156H65V155H69ZM82 153V155H81V158H80V156H79V154H81ZM85 152V153H84ZM92 152V153H93ZM148 152H150V155L148 154ZM183 152V153H182ZM239 152H241L240 154H241V156H242V158H241V156H240V154H239ZM245 152V153H244ZM59 153V154H58ZM62 153H64V154H62ZM68 153V154H67ZM160 153H161V155H160ZM163 153V154H162ZM168 153V154H167ZM169 153L171 154V155H169ZM175 155H173V154ZM193 153H195V154H193ZM200 153L201 154V156H203V158H205L204 160H202V157L200 156V155H198V154ZM222 153H224L223 155H222ZM234 153V154H233ZM236 153V154H235ZM246 153H248L247 154V156L248 157H246V159H244V155H246ZM22 154V155H21ZM23 154H25V155H23ZM31 154V153H30ZM37 154H38V156H37ZM39 154H40V156H39ZM42 154V155H41ZM62 154V155H61ZM85 154V155H84ZM94 154H92V156H94ZM96 154V155H97ZM113 154H116L115 156L117 157V159H119V161H117V159L114 157V155ZM122 154H124V155H122V157H123V159L120 157ZM156 157V158H154V156ZM165 154V155H164ZM185 154V155H184ZM187 154H189V156L190 157H188V155ZM203 154V155H202ZM216 154H217V156H216ZM219 154V155H218ZM233 156H232V155ZM238 154H239V157H238ZM243 154V155H242ZM4 155H7V156H5L4 157ZM14 155V156H13ZM78 156V158H77V156ZM85 156V158L83 159V157ZM109 155V156H108ZM118 155H120L119 157H118ZM132 156L133 157V155H135L134 156V158H132V160L133 159H138V160H136V162H138L139 164H140V167H141V163L142 162H145V160L147 161V162H145V163H147L148 164V168L149 169H151L150 171H151V173L149 172V169H147V164L146 165H144V163H142V167H143V169L142 168H139V167H137L136 165L134 166V160L132 161L130 158H129V156ZM160 155V156H159ZM193 155H195V157H199V159L198 158H195ZM198 155V156H197ZM220 155H222L221 157L223 158V160H221L220 158ZM11 156V157H10ZM21 156H23V158L21 157ZM76 156V157H75ZM83 156V157H82ZM90 156V157H89ZM137 156H138V158H137ZM162 156H165V157H163V159H162ZM209 156V157H208ZM232 156V157H231ZM236 157V159L234 158V159H231V158H233V157ZM39 157V158H38ZM65 157V158H64ZM67 157H69V158H71V159H69V158H67ZM89 157V158H88ZM99 157L101 158V160L99 159ZM110 157V158H109ZM145 157H152V160L154 159V161H156L155 163L153 162V161H151V158H149L150 160H148L147 158H145ZM185 157L186 158H188V160H187V162H185V164H182V165H184L185 167V169L186 170H184V168H183V166L182 165H180L178 168H177V165H179V163H181L182 162V158H184L185 159ZM192 157H194V158H192ZM216 157H220L219 159H220V161L218 160V158H216ZM14 158H16V159H14ZM33 158V157H32ZM64 158V159H63ZM79 159V160H76V159ZM107 158H109V159H107ZM145 158V159H144ZM166 158H169V159H171V160H169V159H167V164L165 163L166 161H165V159ZM173 158V159H172ZM192 158V159H191ZM201 158V159H200ZM207 158V159H206ZM217 160H216V159ZM241 158V159H240ZM13 159V160H12ZM80 159H82L81 161H80ZM85 159H86V161H87V163H88V159H89V165H85L84 163H86L85 162ZM108 161H107V160ZM111 159V160H110ZM116 159V160H115ZM142 161H141V160ZM156 159H158L159 160V162H161L162 164H161V167H160V165H158V160H156ZM176 159H178V161L176 160ZM191 159V160H190ZM213 159V160H212ZM226 159L227 160H230L231 159V161H227V162H225L226 161ZM8 160H9V162H8ZM11 160V161H10ZM18 160H19V162H20V164L18 163ZM72 160H74V161H72ZM91 160H92V162H91ZM124 161L125 163H126V165H128V167L127 166H125V164H123L122 165V167H118V166H120V162L121 161ZM131 160V161H130ZM185 160V161H186ZM194 160H196V162H194ZM197 160H199L200 162L201 161H204V162H212V165H211V163H208L207 165H205V163L204 162H201V163H203V165L206 167H203L202 166V164L200 165V166H198V167H196L198 164H196V166H194L193 167V164L195 165V163H199L200 164V162L199 161H197ZM235 161L236 160V163H233V166H232V162L233 161ZM244 160V161H243ZM12 161H14L12 164H11V162ZM56 161V160H55ZM72 161V162H71ZM79 161H80V163H79ZM117 161V162H116ZM121 162V164L122 163H124V162ZM149 161L150 162H153V164L155 165V167H159V168H161V169H163L164 167V165L166 164V166L167 165H169V167L167 166V167H165V171L168 173V171H167V168H168V170H169V174H166L165 173V175L167 176V175H169V176H167V177H171L172 176V179H174V180H172V182L174 181L175 182V184L178 186V187H180L181 186V189H180V191L182 192V193H180L179 192V189H178V187L176 186H174L175 184H173L172 182H170V180H171V178H169V179H166V181H165V178H166V176L164 175V177L163 176H161L162 175V173H161V171H163V173H164V169L163 170H160L158 167L157 168H155L154 167V165L152 164H150L149 163ZM163 161H164V163H163ZM169 161H170V164H169ZM175 161V163H173ZM180 161V162H179ZM191 161H193V164L191 163ZM213 161L215 162V163H213ZM1 162V161H0ZM23 162V161H22ZM70 162V163H69ZM75 162V163H74ZM79 163V164H76V163ZM81 162L83 163L82 165H81ZM100 162H101V164H100ZM135 162V163H136ZM183 162H184V160H183ZM218 162V163H217ZM225 162V163H224ZM231 162V163H230ZM237 162H239V164L237 163ZM3 163V162H2ZM16 163H18V164H16ZM69 163V164H68ZM71 163H72V166H71ZM118 164V166L116 165V164ZM171 163H173L172 165H171ZM178 163V164H177ZM219 163H221L220 165H219ZM227 163H229L228 165H226ZM241 163V164H240ZM51 164V165H50ZM98 166H104V164L105 165H107L106 167H107V169H106V167L104 166V168H103V170L101 169V167H98ZM116 166H114V165ZM157 164V165H156ZM164 164V165H163ZM175 164H177V165H175ZM187 164V165H186ZM214 164V165H213ZM216 164V165H215ZM225 164V165H224ZM246 164V165H245ZM15 165V166H14ZM85 166V167H87L88 168V171L86 170V171H84L85 169H87V168H85L84 166H83V168L82 169H84V170H79V169H81V167L80 166ZM163 165V166H162ZM175 165V167H171V166H174ZM192 165V166H191ZM231 165V166H230ZM235 165V166H234ZM242 165V166H241ZM90 166V167H89ZM112 166H114V167H112ZM133 166V167H132ZM146 166V167H145ZM152 166V167H151ZM217 166V167H216ZM219 166V167H218ZM224 166V167H223ZM233 167V172H236V173H233L232 172V170H230V168L229 167ZM237 166H239V167H237ZM58 167V168H59ZM79 167V168H78ZM91 167H97L96 169H98V168H100V171H99V173L96 171V172H94L96 169H94L93 168V171H92V173L89 175L88 173H90L91 172V170H92V168ZM119 168V169H117L116 170V168ZM125 167H127V169L125 168ZM188 167V168H187ZM200 167V168H199ZM205 168V169H203V168ZM207 167H210L211 169L209 170L208 169V172H207ZM214 167H216V168H214ZM224 168V169H222V168ZM243 167V168H242ZM57 168V170H59ZM71 168H73V169H71ZM89 168L91 169V170H89ZM117 171H113L114 169ZM122 168V170H120ZM134 168H136V169H134ZM145 168V169H144ZM154 168V169H153ZM169 168H173V169H175V171L178 173V175H180V176H183L182 174H184L185 176L188 174V175H191V174H199L198 176H197V178L195 177V175L193 176V175H191V178H190V176L188 177V175H187V177H186V179H187V181L189 180V182H187V183H185V186L187 185V184H189L190 182L191 183H193V182H195V184H194V186H192V184L190 185H187V187L185 188V187H183V189L185 188V190H182V186H183V184H184V179H185V177L183 176L182 177V179L180 180V179H178V178H181L180 176H177V173L176 172H173V170H170ZM189 168H192V170H193V172L191 171V169L187 172V170L189 169ZM193 168H199V170L198 169H196V171H194L195 169H193ZM202 168V169H201ZM218 168H220V169H218ZM225 168H226V170H225ZM227 168H228V173L230 172H232L231 174H233L232 175V179H236L238 176H240L242 179H244V180H242V179H240V177H238L237 179L239 180H237L236 179V183H234V181L235 180H233L232 182L235 184V186L234 185H232V183L230 182L231 181V179H230V177H228V179H226V177L228 176V174L226 173L227 172ZM239 168V169H238ZM245 168V169H244ZM78 171V173L76 172V170ZM124 169V170H123ZM129 169V170H128ZM132 169H134L133 171H132ZM148 171H147V170ZM159 169V170H158ZM235 169H237V171H234ZM240 169H243V170H241V171H239ZM106 170H108V171H106ZM140 170V171H139ZM146 172H145V171ZM153 170V171H152ZM182 170V171H181ZM202 170H204V171H201ZM218 170H219V172H218ZM225 171V173L227 174H224L223 173V171ZM83 171V173L85 174V175H87V176H83V174H81L80 175V173ZM102 171H103V173H102ZM112 171V172H111ZM127 172L125 175L122 173V172ZM157 171V174H158V177L159 178H156V173H155V176H154V172H156ZM172 171V172H171ZM179 171H181V172H179ZM201 172V173H203V174H201V173H199V172ZM211 171V172H210ZM212 171H214V172H212ZM243 171V172H242ZM70 172H71V174H70ZM74 172H76V176H74ZM105 172H107V174L105 173ZM111 172V173H110ZM113 172H115V174L113 173ZM119 172V173H118ZM120 172H121V174H123V178L124 179H127V177H129L127 180L128 181H130V182H132L133 183V181H138V179L140 180V181H138L139 182V184H141V185H139V186H137L138 185V182H136L137 184H135V182L132 184V183H128V181L127 180H123L122 181V179H119L118 178V175L120 174ZM124 172V173H125ZM134 172L135 173H137L138 172V176L137 175H134ZM140 172V173H139ZM197 172V173H196ZM210 172V173H209ZM218 172V173H217ZM220 172H221V174H220ZM102 173V176L101 175H99L98 176V178H99V180H98V178L96 177L98 174H101ZM141 173H144V176L146 177H143V174H142V176H141ZM186 173V174H185ZM214 173H215V175H214ZM222 173H223V175H222ZM243 173V174H242ZM245 173H247V175L248 176H246V174ZM249 173V174H248ZM109 174L111 175V174H113V175H111L110 177H107V178H109V179H106V180H102V178H104L105 176H109ZM161 174V175H160ZM211 174L213 175V177H211ZM236 174V175H235ZM238 174V175H237ZM0 175H1V177H3L4 175H2V173L0 172ZM67 175H69L70 176V179H69V177H67ZM73 176V178L74 179H72V176ZM88 175H89V177H88ZM131 175H134V177L133 176H131ZM147 175V176H146ZM148 175L150 176V177H153V179H149V177H148ZM171 175V176H170ZM206 175V176H205ZM219 175V176H218ZM221 175V176H220ZM64 176H63V178L61 177V179L59 178L58 180H60V181H56L55 182V184L53 185V188H52V191H50V192H48V193H50L52 196H48L47 198H42V203H43V201L44 202H46L45 200H47V202L49 203V202H51V200L53 199V198H57L55 195H56V193H55V191H58V193H59V191H61L62 190V188L63 187H65V185L64 184H66L65 182H64ZM93 178H95L94 180H95V183H94V181L92 182L93 183V185H92V183H90V181H89V185H88V182H87V179L88 180H90L92 177ZM101 176V177H100ZM112 176H113V178H112ZM121 176V175H120ZM119 176V177H120ZM124 176H126V177H124ZM136 176H137V178H136ZM193 176V177H192ZM202 176V177H201ZM209 176V177H208ZM222 176L224 177V179L222 178ZM243 176V177H242ZM77 177H79V178H77ZM84 177H85V180H83L84 179ZM116 177L118 178V179H116ZM121 177V178H122ZM177 178V180H176V178ZM201 178V179H203V180H200L199 181V183H201L200 185L198 184V178ZM204 177H205V179H204ZM206 177H208L210 180H208V178H206ZM248 177V178H247ZM69 180H68V179ZM76 178V179H75ZM87 178V179H86ZM93 178H92V180H93ZM130 178H136L135 180H131ZM141 178H143V181L144 182H146L145 180H147V182H149V183H147V184H151V183H153L154 185H150V187H149V185H142V184H144V182L142 181L141 182ZM145 178V179H144ZM193 178H194V180H193ZM218 178V179H217ZM220 178V179H219ZM251 178H252V180H251ZM105 179V178H104ZM148 179H149V181H148ZM155 179V180H154ZM161 180V182H159V183H157L158 182V180ZM198 179V180H197ZM213 179H215V180H217V182L216 181H214ZM4 181V182H6V180L8 181V180H10V178H8L7 179V177H4V179H1L0 180V182L1 181ZM61 180H62V182L64 183H62L61 182ZM67 180V181H66ZM72 181V182H68V181ZM91 180V181H92ZM100 180H101V182H100ZM191 180V181H190ZM207 180V181H209V183H211V184H209V183H206L205 181ZM249 180V181H248ZM255 180V181H254ZM75 181V182H74ZM112 181V182H111ZM125 181V182H124ZM163 181H165V182H163ZM167 181H169V182H167ZM184 181V182H183ZM193 181V182H192ZM212 181V182H211ZM243 181V182H242ZM244 181H246L247 183H249V186H246L247 185V183L245 184V182ZM251 181V182H250ZM253 181H254V183L256 184V187H255V184L253 183ZM58 182H61L62 184H60L59 185V183ZM97 182V183H96ZM106 182V183H105ZM110 182V183H109ZM151 182V183H150ZM177 182V183H176ZM182 182H183V184H182ZM214 182H216L215 184H213ZM219 182H220V184L222 183L225 187L223 188V185L221 184H219ZM240 182V183H239ZM98 183H100V185L101 184H105L106 185V190L107 191H105V189L103 188V187H105V185L103 186V185H97ZM117 185L116 187V189H115V185ZM123 183H125L124 185H125V190H126V192L127 193H124L125 191H123V189H124V186L122 185ZM129 184V186H130V189H129V186H128V184ZM160 183L162 184V185H160ZM171 183V185L172 186H174V187H172V186H170V185H167V184H170ZM178 183H180L179 185H178ZM218 183V184H217ZM225 183V184H224ZM251 183V184H250ZM6 184V183H5ZM97 186H96V185ZM108 184H110V185H108ZM126 184H127V187H126ZM196 184H198V186L196 185ZM231 186V187H229V185ZM241 184V186H238V185H240ZM72 185V186H73ZM114 185V186H113ZM122 185V189L120 190H118V188H121L120 186ZM136 185V186H135ZM165 185H166V187H165ZM226 185H228V189H227V191H226ZM52 186V185H51ZM60 186V187H59ZM63 186V187H62ZM66 186H70L71 187V185H67L66 184ZM100 186V187H99ZM103 186V187H102ZM107 186H109V188L107 187ZM111 186V187H110ZM119 186V187H118ZM158 186H160V187H158ZM165 187V190L163 191V190H161V188L163 189L164 187ZM168 186H170V188L172 187V189L174 190V193H173V191L170 189L169 190V188H168ZM188 186H191V187H194L193 189L191 188V187H188ZM220 186H222V187H220ZM233 186V187H232ZM252 186H253V188H252ZM54 187H56L57 188V190H56V188H54ZM62 187V188H61ZM85 187H88L87 188V191L85 190ZM90 187H94V189L93 188H90ZM95 187L97 188V190L98 191H100V193L97 191V190H95ZM140 188V192L142 193H140L142 196H140V194H138L139 193V191L136 189V188ZM141 187H142V189H141ZM145 187H147V188H145ZM152 187H154L156 190H154V188H153V192H151V195L154 193V195H150V191H148V189L149 190H151L152 189ZM218 187H220L219 188V190L218 189H216V188H218ZM235 187V188H234ZM239 187V188H238ZM242 187V188H241ZM248 188V190H247V188ZM260 187V188H259ZM61 188V189H60ZM100 188V189H99ZM108 188V189H107ZM113 188V190H112V193L110 194L109 193V191L111 192V189ZM157 188L160 190V192H163V194L161 193L160 194V192L159 193H157L158 191H157ZM174 188H176V189H178V190H176L178 193H180V195H181V197L179 196V194L175 191V189ZM190 188V189H189ZM198 188V189H197ZM223 188V190H220V189H222ZM232 188H234V189H232ZM237 188L239 189V190H237ZM257 188V189H256ZM1 189V188H0ZM58 189H60V190H58ZM90 189H92L91 191H90ZM101 189H103L104 191H102ZM110 189V190H109ZM144 189H145V191H147L146 193H148L147 194V196H146V194H145V192H143L144 191ZM147 189V190H146ZM186 189H188V190H186ZM191 189H192V191H191ZM212 189V190H211ZM216 189V190H215ZM234 190V191H232V194H233V192H235L233 195H237V197H235V196H233L232 194H231V190ZM237 190V192H236V190ZM245 189V190H244ZM261 189V190H260ZM114 190H115V192H114ZM137 190V191H136ZM169 190V191H168ZM190 190V191H189ZM194 190V191H193ZM201 192H200V191ZM211 190V191H210ZM218 190V191H217ZM241 190V191H240ZM54 191V192H53ZM85 191H86V194H84L85 193ZM89 191V192H88ZM122 193H121V192ZM134 193H133V192ZM152 191V190H151ZM157 191V192H156ZM171 191V192H170ZM216 191V192H215ZM219 191H221L222 193H220ZM229 191V192H228ZM246 191H247V193H246ZM253 192V193H250V192ZM257 191H259V192H257ZM262 191V192H261ZM0 192H2V189H1V191ZM52 192L54 193V196L55 197H53V194H52ZM97 192H98V194H97ZM133 194H135V195H132V193ZM169 192V193H168ZM186 192V193H185ZM190 193V195L191 194H193V195H195V197L193 196H191V197H188V196H190L189 195V193ZM199 192V193H198ZM227 192V193H226ZM255 192V193H254ZM57 193V194H58ZM84 194L83 196H82V194ZM102 193V194H101ZM117 193H118V195H117ZM166 193V194H165ZM168 193V194H167ZM183 193H185V195H187L186 197H188V198H186V197H184L185 195H183ZM216 193H217V196H216ZM224 193L226 194V195H224ZM240 193V195H238ZM249 193H250V195H249ZM259 193H261L260 195H259ZM6 195V197L8 198H5L4 199V195ZM49 194V195H50ZM60 194V193H59ZM95 194V195H94ZM101 194V195H100ZM120 194H122V195H120ZM125 194H127V195H125ZM145 194V195H144ZM162 195V196H157V195ZM171 194V195H170ZM176 194H178L177 195V197H176ZM229 194V195H228ZM245 194V195H244ZM247 194L250 196V197H248L247 196ZM253 194H256V196L255 195H253ZM259 195V197H258V195ZM3 195V196H2ZM2 195L0 194V197L2 198H0V212H1V215H3L5 212L7 213L8 212V210H9V208H7V207H9V206H11V203L13 202V199L10 201V196L8 195L7 196V193L3 190V192H2ZM90 195H92V197L90 196ZM122 196V197H125V198H127V200L128 201H126L125 202V198H122V197H120V196ZM125 195V196H124ZM148 195H150L151 196V199H152V201L151 200H149V198H150V196H149V198H145V197H148ZM165 195V196H164ZM167 195H170V196H167ZM174 195V200H171L172 199V196ZM207 195V196H206ZM218 195H220V196H218ZM230 195H232V198L231 199H233L234 197H235V199H237V200H230V199H228V198H230ZM262 195V196H261ZM86 196H88L87 198H86ZM94 196V197H93ZM100 197V199L99 198H97V197ZM129 196H131V197H129ZM135 196V197H134ZM143 196H144V198H143ZM223 196H224V198H223ZM226 196H228V198L226 197ZM239 196V197H238ZM240 196H242V198H243V200H242V198H241V200H240ZM247 198H246V197ZM50 197L52 198V199H50ZM91 197V198H90ZM133 197H134V199H133ZM140 197L142 198V199H140ZM155 198V200L156 201H158L157 203H155L154 202V199L153 198ZM161 198L162 197V199H163V201L161 202V200L162 199H158V198ZM166 197L167 198H171L170 200H168V199H166ZM175 197H176V199H175ZM178 197H180V199L181 200H183L184 198H186L185 199V201L183 200L182 201V203H183V205H184V207L183 208H181L182 207V203H181V200H178ZM252 197V199H249V198H251ZM253 197H255V198H253ZM259 198V201H258V198ZM85 198V199H84ZM97 198V200H99V201H97V200H95ZM130 198V199H129ZM158 200H157V199ZM166 200H165V199ZM260 198H262V201L260 202ZM6 199L7 200H9L10 201V203L8 202V201H6ZM45 199V200H44ZM49 199H50V201H49ZM84 199V200H83ZM92 199L91 200H89V202H87L86 204H87V206L86 205H82V206H84V208L82 209L81 207H76V205L75 204H73L72 206H71V209L73 208V210L71 211V209H70V212H69V216L71 217H75V216H79L80 215V217L81 218H84L85 220L87 219V220H89L90 218V221H85V223L87 224V222L89 223V226H91L90 224H93V223H95V225H98V224H96V220L97 219H99L98 218V216L97 215H99V217H101L100 215H102L101 213L100 214H98L99 213V211L101 212V208L99 207H97L98 205H96V203L94 204V203H92L93 201H92ZM124 199V202L126 203V205L128 206V209H127V206L124 208V205L123 204H125V203H123V201L122 200ZM132 199H133V201H134V204H136L135 202H136V200H137V202L139 201V202H143L144 200L147 202L146 203V207H147V211H149L148 213L145 211L146 210V208L144 209L143 207H141L140 205H144V207H145V203L143 204H140L139 202L136 204L137 206H140V209L141 208H143V209H141V211H143V212H145V213H142V212H140V209H139V207H137L136 205H133L132 206V204L130 203V202H132ZM139 199V200H138ZM147 199L150 201V202H152L153 203V205L150 203V205H149V208H148V204H149V201H147ZM224 199V200H223ZM247 199V200H246ZM251 201H254V202H250L249 200ZM253 199H255V200H253ZM56 200V201H55ZM53 199L52 200V203H50L51 204V206L50 207H48V208H51V209H48L49 210V212L50 211H54V209L56 210L57 209V207L58 206H55V205H60V204H62V203H60V199ZM59 200V201H58ZM122 201V203H121V201ZM131 200V201H130ZM142 200V201H141ZM168 200V201H167ZM176 200V201H175ZM178 200V201H177ZM187 200V201H186ZM196 200H197V202H196ZM227 202H226V201ZM239 200V201H238ZM6 202V203H2V202ZM55 201V205H52L53 204V202ZM82 201V202H81ZM90 201H92V202H90ZM130 201V202H129ZM165 201V202H164ZM169 201H170V203H169ZM174 201V202H173ZM191 201L193 202V203H191ZM231 201V202H230ZM235 201V203H232V202H234ZM237 201V202H236ZM258 201V202H257ZM46 202V203H47ZM58 202V203H57ZM105 202V201H104ZM105 202V203H106ZM113 202V203H112ZM179 202V203H178ZM195 202V203H194ZM240 202V203H239ZM244 204H243V203ZM249 204H247V203ZM260 202V204H261V206H260V204H255L254 205V203H259ZM8 203V204H7ZM60 203V204H59ZM84 203V204H85ZM88 203H90V204H88ZM101 203V202H100ZM100 203H99V206H102L103 204V206H105L106 204L105 203H103L102 205H100ZM121 203V204H120ZM168 203H169V206H168ZM176 203H178L177 204V206L175 205ZM263 203V204H262ZM4 204V205H3ZM5 204L6 205H9V206H5ZM49 204V205H50ZM93 204H94V206L96 205V208H98V209H100L98 212H95V214H93V210L91 211V209H87L88 207H92L93 206ZM155 204L156 205H159V207H156L155 206ZM181 204V205H180ZM190 204V205H189ZM194 204H198L201 208H199V207H196V209H194V207L195 206H198V205H194ZM236 204V206L238 207V208H240V209H238L237 207H235L234 205ZM239 204V205H238ZM241 204V205H240ZM246 204V205H245ZM253 206H252V205ZM43 205L44 204H41V216H43L45 219H44V221L45 220H47V219H49L48 217H50L51 216V214H52V212H50L49 214H48V216L46 217L45 215H47V214H45V213H43L44 211H46L47 212V209L46 210H44L43 209ZM45 205H48V204H45ZM48 205V206H49ZM92 205V206H91ZM118 205V206H117ZM151 205H152V208H151ZM188 205H189V207H188ZM194 205V206H193ZM246 206V207H243V206ZM257 205V206H256ZM263 205V206H262ZM5 206V207H4ZM73 206H75V207H73ZM87 208H86V207ZM130 206V207H129ZM178 206H180V207H178ZM192 206V207H191ZM204 206V207H203ZM248 206H250V207H248ZM45 207V206H44ZM114 207H116L117 208V210L120 212V215L122 214V216H120V218H119V216H117L116 215V209L114 208ZM187 207V208H186ZM202 207H203V209H202ZM254 207V208H253ZM261 207V208H260ZM3 208H4V210H6L5 212L3 211ZM47 208V207H46ZM66 208V207H65ZM68 208H70V207H68ZM67 208V209H68ZM81 208V211L80 210H78V209H80ZM93 209L95 208V207H92ZM95 208V209H96ZM106 208H109V211H108V214H107V210H105ZM115 209V212L113 213V210L112 209ZM129 208H131V211L130 212H132V209H134L133 211H136V212H133L132 214H135V215H137V216H135V217H133L132 215H129L128 214V218L130 219H135L136 218V220L134 221V223L133 222H130L132 225H134L135 224V222H137L138 223V225H137V223L135 224V226H134V229H130L131 227L133 228V226H130V224L129 223H127L126 224V222H124V221H127L128 220V218H124V217H126V214H125V212L123 213L122 211L123 210H127V211H129L130 209ZM169 208H171V209H169ZM179 208H181L180 210H179ZM192 208V209H194L193 211H194V213H193V211H192V209H191V211L192 212H190V209ZM198 208L200 209L199 211H198ZM257 208H259V209H257ZM88 211H87V210ZM184 209V210H183ZM204 209H206V211L204 210ZM244 209V210H243ZM246 209V210H245ZM249 209V210H248ZM251 209H253L252 211H251ZM40 210V208L38 209V211ZM42 210H43V212H42ZM82 210H85V211H82ZM97 210V209H96ZM96 210H94V211H96ZM105 210V211H104ZM122 210V211H121ZM168 210H170V211H168ZM182 210V211H181ZM203 211V213L205 214H203L202 213V211ZM238 210L240 211V212H238ZM254 210H256V211H254ZM37 211V212H38ZM74 211L76 212V213H74ZM78 211V212H77ZM79 211H80V214H79ZM87 211V212H86ZM163 211H164V214H163V216H162V213H163ZM179 211H181V212H179ZM198 211V212H197ZM244 211V212H243ZM245 211L247 212V213H245ZM259 211V213H257ZM263 211V210H262ZM261 211V212H262ZM56 212V211H55ZM85 212H86V214H85ZM110 212V213H109ZM137 212H140L139 214L137 213ZM161 212V213H160ZM172 212H174V214H175V216L176 215H182L183 213H185L186 215H187V218H186V215L185 214H183V216L184 217H180L179 215L178 216H176V217H178V219L174 216V214L172 213ZM183 212V213H182ZM197 212V213H196ZM253 212H254V214H253ZM6 213L3 215V216H5L6 215ZM40 212H38V214H39ZM97 213V214H96ZM177 213V214H176ZM45 214V215H44ZM76 214H78V215H76ZM85 214V215H84ZM114 214V215H113ZM143 214V218H144V220H145V223L147 224H143V218L142 217H139V215L141 216ZM145 214H146V216H145ZM153 214H152V216H153ZM159 214H161L160 216H159ZM167 214H169L168 216H167ZM192 214H194V215H192ZM253 214V215H252ZM256 214V215H255ZM258 214H259V216L261 217V219L262 220H260V218L259 217H257L258 216ZM0 215V216H1ZM36 215H37V213H36ZM50 215V216H49ZM53 215H54V213H53ZM52 215V216H53ZM94 215H96V216H94ZM195 215H197V216H195ZM204 215V216H203ZM249 215H251V216H254V218L253 217H251V216H249ZM40 216V215H39ZM40 216V217H41ZM92 216H94V217H92ZM130 216H132V217H130ZM57 217H59V215H57ZM97 217V218H96ZM150 217V216H149ZM170 217H171V219H170ZM188 217H192V218H189L188 219ZM204 219V220H206V219H208V222H209V224H208V226L210 227V229L208 228V226H207V224L206 223H208L207 221H205L204 222V220L202 219V218ZM250 217H251V220H250ZM37 218H38V225L40 224L41 225V227H43L42 226V223H45L44 221H42L41 220V223L39 222L40 221V219L42 218H39L38 217V215H37ZM89 218V219H88ZM92 218H95L96 220H94L93 219V223H92ZM146 218V219H145ZM151 218V217H150ZM182 219V221H181V219ZM252 218H253V222H251L252 221ZM43 219V218H42ZM55 219V220H54ZM84 219H82L83 221H84ZM104 219V218H103ZM103 219H100V222H103V221H106V219L105 220H103ZM114 219H116V218H114ZM124 219H126V220H124ZM130 219V220H131ZM138 219H142L143 221H141V223L143 224V225H146V226H144L145 227V229H143V228H141L139 225H141L140 224V220L138 221ZM153 219V218H152ZM152 219H150V220H152ZM258 219V220H257ZM50 220V219H49ZM54 220V221H53ZM53 220L51 219V222H50V224H52V222H53V224L51 225V230L54 228V229H56L55 227L61 222V218L59 217L58 219H57V221H56V216L53 218ZM103 220V221H102ZM121 220L124 222L123 224H124V226H126L127 227V232L124 230V228L122 229V226H121V228H120V225H121ZM147 220V221H146ZM149 220V221H150ZM160 221V223L158 222V221ZM170 220V221H169ZM60 221V222H59ZM108 222L109 221H111V220H107ZM106 221V222H107ZM181 221V222H180ZM91 222V223H90ZM99 222V220H98V223H100ZM107 222V223H108ZM158 222V223H157ZM161 222H162V224H161ZM170 222V223H169ZM172 222V223H171ZM175 222V223H174ZM178 222H180V223H178ZM256 222H257V224L258 225H261V226H258L257 224H256ZM55 223V224H54ZM261 223V224H260ZM57 224V225H56ZM103 224V223H102ZM109 224V223H108ZM160 224V225H159ZM163 224L165 225V227L163 228ZM175 224V225H174ZM253 224L255 225V226H253ZM39 225V226H40ZM44 225V224H43ZM54 225H55V227H54ZM106 225L107 224H104V226H101V223H100V226L101 227H106ZM137 225V226H136ZM162 225V226H161ZM166 225H167V227H166ZM169 225H170V227H169ZM178 225V226H177ZM213 226V227H211V226ZM263 225V226H262ZM53 226V227H52ZM139 226V227H138ZM142 226V225H141ZM172 226L173 227H175V228H172ZM180 226H182L181 227V229H178V228H180ZM204 226L206 227V228H204ZM215 227H216V229H215ZM254 227V228H253ZM255 227H257L256 229H255ZM163 228V229H162ZM167 228V229H166ZM169 228V229H168ZM218 228V229H217ZM261 228V229H260ZM111 229V228H110ZM122 229L123 231H121V233H120V230ZM138 229H140V231L141 230H143L144 232H142V233H139L138 232ZM151 229V228H150ZM155 229V230H154ZM171 229V231H169V233H168V230H170ZM175 229V231H173ZM178 229V230H177ZM203 229H206L203 233L205 234V235H203V234H201V233H199L200 231H203ZM259 229V230H258ZM263 229V230H262ZM51 230H48V231H51ZM132 230V231H131ZM133 230H134V232H133ZM136 230V231H135ZM160 230H161V233H160ZM166 230V231H165ZM199 230V231H198ZM116 231V233L118 234V232ZM126 232L125 233V235H124V233L123 232ZM173 231V232H172ZM207 231H209L208 233H207ZM212 231H214L215 233H212ZM262 231H263V233H262ZM53 232L55 233V231H51L50 232V235H51V233H52V235H53ZM163 232L165 233V234H163ZM198 232V233H197ZM168 233V234H167ZM196 233V234H195ZM207 233V234H206ZM259 233H262V234H259ZM46 234H47V232H46ZM49 234V233H48ZM47 234V235H48ZM82 235H84V232L83 233H81ZM158 234V235H157ZM160 234H161V236L164 238V237H166V239H167V237L169 238V239H171V240H164L163 238H161L160 237ZM167 234V235H166ZM201 237H199L198 235ZM46 235V236H47ZM50 235H49V237L48 238H45V239H47V240H49L51 237H50ZM148 235L152 238V239H150V237H148ZM153 235H155L156 237L154 238V236ZM164 235V236H163ZM166 235V236H165ZM188 235H190V237H192V240L191 239H189L188 240ZM192 235V236H191ZM193 235H195L194 236V238L196 239H199V240H194V238H193ZM76 235H74V237H75ZM263 237V239H262V237ZM72 238V237H68V239H70V240H67L66 238H64L63 237V239H65V240H63V241H59V243L61 242V243H64L65 241V244L66 243H68V244H66L67 246H70V245H72L73 243H74V245H72V246H70V248H72V249H70L71 250V252H72V250H73V248H75L76 250H79L80 252L78 253V251L76 252V250H73V253H71V254H74V255H78V254H80V253H82V251H85V252H83V255L88 251V250H86L85 248H87V249H90V246L91 245H93V242H91L92 240L91 239H83L85 236H81V237H83L82 239L83 240H81V239H78L77 237H75V238ZM136 237V238H137ZM158 237V239H156ZM189 237V238H190ZM261 237V238H260ZM131 238V239H130ZM72 239H77L78 240V242H79V240H81L82 242L80 243V244H84V246H83V248H82V250H81V245L79 246L78 244L76 245V247H75V242H77V240L74 242ZM155 240V241H152V240ZM161 239V240H160ZM174 239V238H173ZM144 240H142V241H144ZM147 240H149V242L151 243V244H153L152 246V248H154V246H155V248L158 250L157 251V253L156 254H154L155 252H156V249L154 248L153 250L154 251H152V249H151V245H150V243L148 244V245H146V243H148V241ZM158 240V241H157ZM191 240V241H190ZM85 241V242H84ZM121 241V240H120ZM127 241V242H126ZM137 241V242H136ZM147 241V242H146ZM160 241V242H159ZM162 241V242H161ZM165 241H167V242H169L168 244H167V242H166V244H165ZM71 242H73V243H71ZM153 242H156V244H154ZM164 242V243H163ZM59 243H58V245L56 244V242H55V244L57 245L56 246V248H55V250L58 248V249H60L61 247H62V249H65V248H67V247H64V246H62V245H64V244H62L61 245V243H60V246H59ZM71 243V244H70ZM138 243V244H137ZM162 243H163V245H162ZM159 244V245H158ZM174 244H173V246H174ZM65 245V246H66ZM138 245V246H137ZM158 245V246H157ZM161 245V246H160ZM55 246V245H54ZM74 246V247H73ZM126 246V245H125ZM171 246H172V244L171 245H169V249H171ZM64 247V248H63ZM85 247V248H84ZM163 247V248H162ZM180 247H181V249H180ZM140 248V249H139ZM179 248V250H180V252H177L178 249ZM182 248H185V250L186 251H184V249L182 250ZM67 249H69V247L67 248ZM142 249H144V250H146V251H144V250H142ZM141 250V251H140ZM152 252H151V251ZM166 250H168V248L166 249ZM172 250V249H171ZM75 251V252H74ZM145 252V254H144V258L142 257L143 255V252ZM150 251V253H148ZM199 251V254L197 255L196 253H194V252H198ZM133 253H136V252H133ZM160 253V254H161ZM174 253V252H173ZM183 253H184V255H186L185 253H187V255L186 256H184L183 257ZM205 253V254H204ZM230 254V256L228 255V256H226L227 254ZM87 254V253H86ZM159 254V255H160ZM162 254L160 255L161 256V259L163 258L162 257ZM192 254V255H191ZM193 254L194 255H197V257L198 258H194L193 257ZM210 254V255H209ZM43 255H44V253H43ZM126 255V254H125ZM147 255H149V257H147ZM168 255V256H167ZM208 255V256H207ZM153 256H155V257H153V260H151V258ZM188 256H190V258L188 257ZM212 256V257H211ZM151 257V258H150ZM173 257V258H172ZM228 258L227 260L225 259V258ZM229 257H230V259H229ZM142 258V259H141ZM148 258H150V259H148ZM160 257H158V259H159ZM204 258V259H203ZM208 258V259H207ZM212 258V259H211ZM215 259V262H214V259ZM144 259V260H143ZM161 259H159L160 260V262L162 261ZM167 259V258H166ZM178 261H177V260ZM193 259V260H192ZM209 259H210V261L211 262H209ZM225 261H224V260ZM140 260H143V261H140ZM158 260V261H159ZM163 260V261H164ZM176 262H174V261ZM190 260H191V262H190ZM200 260V261H199ZM213 260V261H212ZM217 260V261H216ZM82 262H84V264L86 263L85 261H82ZM81 262V263H82ZM151 262H148L149 264L151 263ZM198 262V263H197ZM213 262V263H212ZM151 263V264H152ZM161 263H163V262H161ZM223 263V264H224ZM78 264H80V263H78ZM134 264H138V263H134ZM158 264H159V262H158ZM222 264V263H221ZM228 264V263H227Z\"/></svg>", "mask_w": 264, "mask_h": 264}, {"label": "bare ground", "instance_id": "6f19581e", "mask_svg": "<svg viewBox=\"0 0 264 264\" xmlns=\"http://www.w3.org/2000/svg\"><path fill=\"white\" fill-rule=\"evenodd\" d=\"M207 1H209V0H207ZM212 1H213V0H211V3H212V4H213V3H216L217 1L219 2V0L214 1V2H212ZM222 1H223V2H221V0H220V2L222 3V4H220V6H219V4L217 3V6L220 8V9H218V7H217V9H218L219 11H221V10H223V8H224V10L226 9V11H227V8L229 7V8H228L229 10H228L227 13H220V12L218 11L219 14H217V13H216V14H213V17H212V13H213V12H211V11L209 10L211 13L208 12V14H207V13H206V10H205V12H204V11H201L202 13H205L204 15H201V14H200L202 19H200V17H198L199 14H197L196 12H194L195 9H191V10H190L191 4H192V8L194 7V8H196V9L200 8V7L197 8L198 5L196 6L195 3H194L195 5H194L193 2H190V1H189V2H188V1H185V2H184V1H183V2H184V4H183L182 1H181V3L183 4L182 6H181V4H180V6H181L182 9H184V8L187 9L186 7L190 6V7L187 9V11H184V13H189V12H191V13L189 14V16H191V15L193 14V13H192V11H193L194 13H196V14L198 15V16L196 15V16H197V19L199 18L200 20H203L204 18H206V20H204V21L206 22V24H207V20H209V21H208L209 25H206L205 22L202 21L203 24L201 23V26H199V25H200V22L198 21L199 19L197 20V19H196V16H195L194 18L198 21V23H197L198 25H196V20H195V19H194V21H195V24H194L193 20L190 19L191 17L188 18L189 16H187V18H186L185 15H187V14H184V13H183V14H182L183 17H182L181 20H184V19H185L184 21H187L188 19H189V20H192V22H193V24H194V28H192L193 30H195V29L198 28V26H199L200 29H199V28H198L199 30L196 29V30H195L196 34H195V32H194V34H193L194 36H198V37H197V41L195 40L196 37H195V39H190V38H188L189 41H188L187 38H186V40L184 41L183 38H182V36H183L184 34H182V35H181V34L178 35L179 32H178L177 30L174 31V32H177L176 34H177L178 36H180V38L184 41L185 44L183 43V45H186V44L189 45V43H191L192 40H193L194 42H197L198 45H195L196 43H194V42L192 41L193 44L191 43V45H189V46H190V48L192 47L191 50H192L193 48H194V49H195V48H196V49L199 48V50H201L199 53H202V48H201V46L206 47V48H204V50L206 51V50H207V46H208L209 43H210V45L208 46L207 55L209 54L211 58H210L209 56H207L206 54H201V56H202V55H203V56L205 55L204 57H206L205 59H206L207 61L209 60L210 62H212V63H211L212 65L210 64L211 68L208 67V68H209L208 70H210V69L212 70V68L215 67L216 62L219 63V62L221 61V56H219L220 58H218V54H221V53H222V50H223L224 53H222V57H224V58L226 59V61H227V59H229V58H230L229 60H232V61H233V59H232L233 57H231V56H232L231 53H232L233 55H234V53H235V55H237V56L239 57V61H240V62H241V60H242V61H243V60L245 61V65H246L247 68H249L250 71L255 70L256 72H259V73H260V72H263V73H264V0H229V4L226 2V0H222ZM224 1H225L226 3H225ZM186 2H187V3H186ZM173 3H174V2H173ZM188 3H191V4L189 5ZM206 3H207V2H205V6H207ZM185 4H187V6H186ZM197 4H198V3H197ZM203 4H204V3L199 4V5L201 6V5H203ZM208 4L210 5V1H209ZM224 4H228V5L226 6V8L224 7V6H225ZM230 4H231V5H230ZM173 5H175V4H173ZM193 5H194V6H193ZM209 5H208V6H209ZM215 5H216V4H215ZM215 5H214V7L216 8ZM223 5H224V6H223ZM176 6H178V5H176ZM176 6H175V7H176ZM184 6H185V7H184ZM195 6H196V7H195ZM205 6H204V7L201 6V8H202V7L205 8V9H206V8H210V7H208V6H207V7H205ZM210 6L212 7V5H210ZM221 6H223V7H221ZM201 8H200V10H201ZM221 8H222V9H221ZM169 9H170V8H169ZM177 9L179 10V7H178ZM172 10H173V8L171 7V10H170V11H172ZM180 10H181V9H180ZM180 10H179V11H180ZM188 10H190V11L188 12ZM200 10H199V12H200ZM212 10L215 11L216 9H213V8H212ZM195 11H196V10H195ZM197 11H198V10H197ZM181 12H183V11H181ZM215 12H216V11H215ZM172 13L174 14V13H176V11L174 10V11H172ZM179 13H180V12H179ZM173 14H172V15H173ZM206 14H207V15H206ZM170 15H171V13H170ZM170 15H169L168 12H167V14H166V18L170 17ZM172 15H171V19H173V21L169 18V20L167 19L168 21H166V23H168L169 21H171V23H173L174 21H176V20H174L176 17H177V19L181 17V13H180V14H177V15H174V16H172ZM179 15H180V17H178ZM208 15L211 16L212 19H211V17H209ZM184 16H185V17H184ZM206 16H207L208 18H207ZM164 17H165V16H164ZM174 17H175V18H174ZM203 17H204V18H203ZM192 18H193V17H192ZM209 18H210V19H209ZM165 20H166V19H165ZM165 20H163V21L165 22ZM181 20L178 19L177 23H178V22L180 23ZM189 20H188V21H189ZM184 21H183L181 24H179V23H178V24L174 23V25H176V26H178V28H180V27L182 26L183 23H184V25L186 24V22H184ZM192 22H188V24H189V23L192 24ZM166 23H163L164 26L167 25ZM171 23H170V24H171ZM188 24L185 25L186 27L183 26V27H185V30H187V29H186L187 27L189 28V25H190V28L192 27L191 24H189V25H188ZM180 25H181V26H180ZM203 25L206 26V27L208 26V28H206V27H205V28H202V27H204ZM164 26H163V28L165 29ZM167 26H168V25H167ZM167 26H166V27H167ZM172 26H173V24H172ZM172 26L169 25L168 27L171 28ZM183 27H182V28H183ZM182 28H181L180 30H183ZM173 29L175 30V28H173ZM173 29H172V30H173ZM176 29H177V28H176ZM201 29H206V30H207V31H206V32H207V35H206L205 33L202 34V32H204V31H202ZM167 30H171V29H167ZM167 30H166V31H167ZM178 30H179V29H178ZM180 30H179V31H180ZM185 30H184V31H185ZM200 30H201L202 32H201ZM166 31H165V32H166ZM187 31H188V30H187ZM198 31L201 32V33H199ZM165 32L163 31V34H165ZM167 32H168V31H167ZM185 32H186V31H185ZM168 33H169V32H168ZM181 33H182V31H181ZM186 33L188 34V32H186ZM191 33H193V32H191ZM172 34H175V33L172 32ZM189 34H190V32H189ZM189 34L187 35L188 37H189L190 35H191V37L193 36L192 34H190V35H189ZM201 34H202V35H201ZM165 35H167V34H165ZM200 35H201V38L203 37V35H206V37L210 35L209 38H212L211 36H213V38L211 39V41H212L213 43L211 44V42H209V43L207 44L206 42H207V41H210V40L208 39V40H206V42H204V41H205V39H204V40H202V42H203L205 45L202 44V42L200 41V40H201V39H200ZM163 36H164V35H163ZM163 36H161V38H162ZM167 36H169V34H168ZM170 36H171L172 38H173L174 36H175L174 38H177V37H178V36L176 37V35L172 36V35H171V31H170ZM170 36H169V38H170ZM187 36H186V37H187ZM164 37H165V36H164ZM164 37H163V38H164ZM180 38L177 39V41H178V40H179V41H178L177 44H175L174 46H178L179 49L182 50L181 48H182L183 46H180V45H181V42H183V41L181 40V42H180ZM192 38H193V37H192ZM198 38H199L200 40H198ZM165 39H166V38H165ZM165 39L163 40V41H165V44H164L163 46L166 47V46H167V45H166V41H168V38H167V40H165ZM170 39H171V38H170ZM170 39H169L168 42H171ZM202 39H203V38H202ZM213 39H215V40H213ZM171 40H172V39H171ZM187 41H188V43H186ZM199 41L201 42V44L199 43ZM214 41H215V46H216V47L213 45V44H214ZM175 42H176V40L174 39V43H175ZM174 43H173V41H172L171 44H174ZM179 43H180V45H179ZM171 44H170V46H171L172 48L168 47L169 49H173V47H174V46L171 45ZM192 45H195V46H192ZM199 45H200V46H199ZM206 45H207V46H206ZM163 46H162V47H163ZM189 46H188V48H187V46H184V47L187 48V51H185L186 48L184 49L185 53H186V52H187V53L189 52L190 54H194V56H196V54H195L196 52H195L194 50H192V51L188 50V49H189ZM197 46H198V47H197ZM212 46L215 47V48H217V56L214 55L215 57H214L213 55H211V54H214V52H215V51H214V48L212 49ZM234 46H235V47H234ZM236 46H241V48H240V47L238 48V49H240V50L236 49L237 51H239V53L234 49V48H236ZM180 47H181V48H180ZM184 47H183V48H184ZM209 47H210V48H209ZM233 47H234V48H233ZM229 48L232 49V50H231L232 52L230 53V57L226 58V54H227L228 52H226L225 49H226V50H227V49L230 50ZM163 49H164V48H163ZM209 49H211L212 52L208 53V52H209ZM161 50H162V49H161ZM164 50L166 51V49H164ZM167 50H168V49H167ZM177 50H178V48H177V47H174V50H173L172 52L175 51L174 53H175L176 55H178V54H177ZM199 50H197V51H199ZM204 50H203V51H204ZM233 50H235L236 52L233 53ZM170 51H171V50H170ZM182 51H183V50H182ZM184 51H183V52H184ZM193 51H194V52H193ZM205 51H204L203 53H206ZM163 52H164V51H162L161 53H163ZM178 52H179V50H178ZM180 52H181V51H180ZM225 52H226V53H225ZM161 53H160V55L165 56L167 52H166V53L164 52L165 55H164V53H163V54H161ZM168 53H170V52L168 51ZM189 53H188V54H189ZM236 53H237V54H236ZM175 54H174V57H175ZM181 54H182V52H181ZM190 54H189V55H190ZM169 55H170V54H167V56H169ZM189 55L186 54V55H181V56H185V58H186V57H189ZM227 55H229V53H228ZM0 56L2 57L1 54H0ZM191 56H192V55H191ZM194 56H193V57H194ZM197 56H198V55H197ZM197 56H196V57H197ZM199 56H200V54H199ZM203 56H202L203 59L200 58V59H202L200 62H198V60H196V62H198V64L201 65V66H202V64H204V63H202V62L206 61V60L204 59ZM237 56H236V57H237ZM5 57H6V56H5ZM179 57H180L179 55H178V57H176V58H173V57H172L173 60H170V59H171L170 56H169L168 59L165 58V59H166V60H165L166 62H165V64H164V65H165V66H164V69H165L167 63H169V61H170V62H173V61H176V62H177L178 59H180ZM193 57H192V58H193ZM160 58H161V56L159 57V59H160ZM162 58H163V57H162ZM162 58L160 59L161 61H162ZM177 58H178V59H177ZM190 58H191V57H190ZM192 58H191V59H192ZM207 58H208V59H207ZM224 58H222V60H223ZM159 59H158V60H159ZM163 59H164V58H163ZM174 59H175V60H174ZM183 59H184V57H183ZM195 59H196V58H195ZM218 59H219L220 61H219ZM225 59L223 60V63H221V65H219V64L217 63L219 66H223L222 68L219 67V66H218V68H213V70H214V69H217V70H218V69L220 68V71H221V72H220L219 70H218L219 72L216 71V72H217L216 74L218 75V77H216V78H218V79L215 78L216 81H217V80L219 81V83L217 82L218 84H214V85H213V84H210V83L213 82V81H210V80H209L210 83L208 82L209 84H207V85H209V86L212 85L211 88H210V90H209V89L207 88V86H206V88H207L206 90H208V91L211 92V93H208V95H209V94L214 95V96L211 95V96H212V99H213V101H211V102H213V104H211V103H207V100L209 99L208 96L206 97V99H207V100H206L205 98H203L204 95H201V96L198 95V94L196 95V92H194V97H195V95H196V100H195L194 97H191V98H193V100L196 101L195 107H192V109L187 110V111H192L193 108H195V109L193 110V111L195 112V111H196V108H199V107H197V106H200V105H201L202 107L199 108V109H201V110L203 109L202 114H205V111H204V110L207 111V109H206V107H205V104H208V105H210V106H208V105H207V106L209 107V109H210L211 112L214 111L215 108H216L217 111H218V113H219V114H216V115H218V116H217L218 119H219L218 122H217V121L214 122L215 125H216L217 128H218V131H220L219 129L222 130V126H224V125H225L224 127H226V125H228L229 127H234V126H235V127H236V126L239 127V126H240L239 128H240V130H241L242 127H243V128L245 127L244 124H241V125H243V126L240 125V123H241L242 121H241L238 125L231 126V124H233V123H232V122H233V121H232L233 119L229 117V116H230V115H229V110H231V111L233 110V111H234V109H232L233 106H234V107L236 106V107H238V108L240 109V107H242V106H240L241 103H239V102H235L236 105H232V104H235V103L229 104L230 106L232 105L231 109L228 108V105H227L228 103H226V104L224 103V101H225V102H228L229 99H230V98H229V99L226 98L227 95H231V94H230V90H229L231 87L228 89L229 93H228V92H227L228 94L226 93V90H227L226 88H228L229 86H231L230 83H228L227 80H228V78H229V81L231 82V81H232L231 78L233 77V78H234L233 81H236V80H237V79L235 78L236 75L234 76L233 74H235V72H237L236 74H238V71H239V69H240L241 67L239 66V63H238L237 66H239L240 68L237 67V68H238V71L236 70L237 68H235V70L232 69L231 71L234 70L233 73H232L233 76L231 75L232 77L230 76V77H231V78H230V77H228V76H229V74L231 73V72L229 71L231 68H229V67H228V68L225 67V66H226V65L224 64V63H225ZM7 60H8V58H7ZM168 60H169V61H168ZM186 60H187V58H186ZM237 60H238V59H237ZM237 60L234 59V61H235L234 64L237 63V62H236ZM5 61H6V60H5ZM181 61H182V59L178 61V62H179V65H180V64L182 65L183 61H184V63H185V60H183L182 63H181ZM209 61H208V63H209ZM234 61H233V62H234ZM7 62H8V61H6V62H4V63H7ZM158 62H159V61H157V63H158ZM163 62H164V61H163ZM163 62H161L162 64H161V63H159V64L162 66V65H163ZM192 62H193V60L190 61L189 63L192 64ZM1 63L4 64L2 61H1ZM1 63H0V64H1ZM189 63L186 62V63L184 64V68L187 67L188 65L186 66V64H189ZM205 63H207V62H205ZM241 63H242V62H241ZM2 64H1V66H2ZM159 64H158V65H159ZM190 64H189V65H190ZM198 64H195L196 66H193V67L195 68V70H197V69L199 68V67H198V68L196 69V67L198 66ZM222 64H223V65H222ZM4 65H5V64H4ZM7 65H8V64H7ZM7 65H5V66H7ZM170 65H173V64L170 63ZM170 65H169V66H170ZM174 65H175V64H174ZM176 65H178V63H176ZM1 66H0V67H1ZM161 66H159V68H160ZM169 66L167 65L166 69H167V68L170 69L171 66H170V68H169ZM191 66H192V65H191ZM201 66H200V67H201ZM204 66H205V65H204ZM207 66H209V65H206L205 67L207 68ZM212 66H213V67H212ZM241 66L243 67V65H241ZM2 67H3V66H2ZM156 67H157V65H156ZM180 67H183V65H182V66H178V67H176V68H180ZM193 67H192L191 70H194ZM216 67H217V66H216ZM224 67H225V68H224ZM157 68H158V67H157ZM184 68H183V69H184ZM190 68H191V67H190ZM223 68H224L225 70H224ZM243 68H244V69L242 70V68H241V70L245 72L246 69H245V67H243ZM160 69H162V68H160ZM164 69H162V70H164ZM187 69H188V67H187ZM199 69H201V68H199ZM199 69H198V70H199ZM226 69H228V70H226ZM174 70H175V67H174V69H172V71H174ZM191 70H190V71H191ZM198 70L196 71V72H198V73H199L200 71H201L200 73H202V72H204V71L207 72V73L205 74V78H206V75H207L208 73H209L208 75H212V71H213V70H212V71L210 70V71H211V73H210V71L208 72L207 69H203V71H202V70L198 71ZM247 70H248V69H247ZM160 71H161V70H160ZM172 71H171V72H172ZM184 71H185V70H184ZM190 71H189V72H190ZM222 71H225V72L227 71V72H226V73H228V74L226 75L227 78L225 77V73L222 72ZM155 72H156V71H155ZM155 72H154V73H155ZM164 72H165V71H164ZM169 72H170V71H169ZM169 72H167L168 75L171 74V72H170V73H169ZM196 72H194V73H195V77H196V79H198L197 76H198V75H201V74H200V73H199V74H198V73L196 74ZM205 72H204V73H205ZM214 72H215V71H214ZM229 72H230V73H229ZM1 73H2V72H0V74H1ZM4 73H5V72H4ZM7 73L10 74L9 71H8ZM160 73H161V72H159V69H157V75H156V76H158ZM182 73H183V72H182ZM182 73H181V76L187 78V73H188V72L184 74V75H186V76H183ZM190 73H192V71H191ZM246 73H248V72H246ZM246 73H245V74H246ZM5 74H6V73H5ZM155 74H156V73H155ZM155 74H154V77H155ZM164 74H166V73H164ZM164 74L162 75V73H161L160 76H158V78L155 77V78L157 79V82H158L159 79H161L162 76H163V77H162L163 80H164L166 77H168V75L166 74L167 76L165 75L166 77L164 78ZM172 74H173V77H171V80H172V78H176V76L174 77V74L176 75V72H172ZM192 74H193V73H192ZM243 74H244V73H243ZM243 74H242V75H243ZM255 74L257 75V73H255ZM179 75H180V73H179ZM189 75H190V74H189ZM203 75H204V74H203ZM217 75H216V76H217ZM247 75H250V74L248 73ZM252 75H253V73H252ZM9 76H10L11 80H13V83H16V82L14 81V79L17 78L18 76L13 77V79H12V76H14V75H12V76H11V75H8V77H7V75H6L7 78H9ZM213 76H215V73H214ZM237 76H238V75H237ZM244 76H246V75H244ZM250 76H251V75H250ZM250 76H249V77L247 76V78H249V80L252 79V77H250ZM0 77L2 78V74L0 75ZM149 77H150V76H149ZM149 77H148V79H149ZM189 77H191V76H188L187 79H189ZM199 77H200V76H199ZM207 77H208V76H207ZM209 77H210V76H209ZM209 77L206 78V80L211 79V78H209ZM211 77H212V76H211ZM240 77H241V75H240ZM254 77L256 78V77H258V76H254ZM254 77H253V79H254ZM262 77H263V76H262ZM262 77H259V80L262 81V79H261ZM4 78H5V77H4ZM10 78H9V79H10ZM21 78H23V77L21 76ZM143 78H144V77H143ZM178 78H179V79H178ZM180 78H181V77H177L176 79H177V80H181ZM193 78H194V76H193ZM202 78H203V79H202ZM213 78H214V77H213ZM242 78H243V77L239 78V76H238V79H240V81L242 80V81H243V82L241 81L242 83L248 84L249 87H250L251 84H254V81H253V83L249 84V83H250L249 80H247V81L245 82V80H243ZM244 78H245V77H244ZM17 79H18V78H17ZM17 79H16V80H17ZM187 79H186V80H187ZM235 79H236V80H235ZM257 79H258V78H256L255 80L257 81ZM1 80H2V79H1ZM6 80H7V79H6ZM165 80H166V81L168 80V83H170V82H169L170 78H169V79H165ZM173 80H174V79H173ZM173 80L171 81V83L173 82ZM186 80H185V81H186ZM189 80H191V79H189ZM201 80H202V81L204 80V76L201 77ZM259 80H258L257 82H261V81H259ZM4 81H5V80H4ZM4 81H3V82H4ZM19 81H20V80H19ZM19 81H17L18 84H19ZM166 81H164V82L167 83ZM181 81H182V80H181ZM191 81H193V82L196 84V82H195V78H194V80H191ZM191 81H189V83H188V80H187L186 82H187L188 84H190ZM196 81H197V80H196ZM164 82H161V83H164ZM174 82L176 83V85L180 84V86H181V83H178L179 81L176 82V80H175ZM174 82H173V83H174ZM197 82H198V83H197V87H198L200 81L198 80ZM204 82L207 83V81H204ZM204 82H203V83H204ZM251 82H252V81H251ZM263 82H264V80H263ZM263 82H262V83H263ZM13 83H12L11 87H16V86H18V84H17V85L15 84V86H14ZM168 83H167V84H168ZM173 83H172V85H173ZM175 83H174V84H175ZM177 83H178V84H177ZM191 83H192V82H191ZM214 83H215V82H214ZM242 83H241L242 86L245 85V84H242ZM262 83H260V84H262ZM22 84H24V83L22 82ZM183 84H184V83H183ZM188 84H187V85H188ZM200 84H201V83H200ZM231 84H233V83H231ZM234 84H235V85H234ZM234 84H233V86H234V88H235V86L237 87V86L240 84V82L237 83V84H236V82H235ZM157 85H161V84H160V83L156 84L155 89H157V88H156V87H158ZM162 85L164 86V84H162ZM165 85H166V84H165ZM176 85L171 86V87H172V90H171V87L169 86V91H171V92H173V93L175 94L176 89H179V88H180V87H179V88H176L175 91H173V90H174L173 88H175ZM187 85L185 84L184 87H182V88L187 89L186 91H185V89H181V90L185 91V93H186L187 91L191 90V88L189 89V85H188V87H187ZM192 85H193V84H190L191 87H192ZM201 85H202V84H201ZM255 85H256V86H255ZM255 85H254V86L256 87L257 90H258V89H259V91L261 90L260 95L263 96V94H264V93H263V92H264V91H263V89H264V83L262 84V86H260V87H262V89H260L259 86H258V88H257V85H258V84L255 83ZM19 86H21V83L19 84ZM19 86H18V87H19ZM25 86H26V89L28 90V88H27V87H28V84L25 83V84H24V87H25ZM182 86H183V85H182ZM193 86H195V85H193ZM209 86H208V87H209ZM251 86H252V85H251ZM24 87H23V88H24ZM176 87H178V86H176ZM195 87H196V86H195ZM197 87H196V88H197ZM0 88H1V87H0ZM30 88H31V87H29V89H30ZM196 88H194V89H196ZM200 88H201V87H200ZM203 88H204V86H203ZM232 88H233V87H232ZM243 88H245V87H243ZM243 88H241V89L243 90ZM251 88H252V87H251ZM24 89H25V88H24ZM159 89L161 90V92H160V90H159V94H160V93H162L163 89H164V91H167V90H168V87L166 88L167 90L165 89V87L162 89L161 86H160ZM194 89H193V90H194ZM224 89H226V90H225V92H223V95H224V94H227V95H224V98L228 99V101H226V99L224 100L223 97L221 98L220 92L222 93V90H224ZM2 90H4V89L2 88ZM2 90H0V91H2ZM20 90H21V89H20ZM20 90H16V92H18V93H19V92H21V94L23 93L22 96L19 94V96H21L20 99H23L22 97H24L23 100H24V101H25V99L27 100V99L30 97V93L28 94V93L22 92V90H21V91H20ZM196 90H197V89H196ZM239 90H240V89H239ZM257 90H256V91H257ZM10 91H11V90H10ZM10 91L7 92V90H6L5 92H6V94H8V95H9L10 93H12L11 96H15V97H16V94H17V93H16V92H10ZM177 91H178V90H177ZM179 91H180V90H179ZM183 91H180V92L182 93ZM194 91H195V90H194ZM202 91H203V89H201V92H202ZM231 91H233V90L231 89ZM262 91H263V92H262ZM157 92H158V91H157ZM189 92L191 93V91H189ZM189 92H188L187 94H189ZM204 92L206 93V91H203V93H204ZM238 92H239V91H238ZM241 92H242V91H241ZM248 92H249V91H248ZM254 92H255V91H254ZM2 93L4 94V92H1V93H0L1 96H3ZM14 93H16V94H14ZM24 93L27 94V96H28V95H29V96H28V97L25 96ZM178 93H179V92H178ZM183 93H184V92H183ZM203 93H202V94H203ZM205 93H204V94H205ZM233 93H234V97H233V99L235 98L236 101H239V100H237V98L235 97L236 92L234 91ZM233 93H232V94H233ZM246 93H247V92H246ZM249 93H252V94L249 95V94L247 93V95L244 94V96L247 98L248 96L253 95V91H250ZM13 94H14V95H13ZM159 94H158V95H159ZM164 94H165V93H164ZM164 94H160L161 96L159 95L158 97H159V98H160V97H161V98H164V97H162V95H164ZM192 94H193V93H191V95H192ZM199 94H200V92H199ZM239 94H240V93H239ZM257 94L259 95L258 91H257ZM4 95H5V94H4ZM17 95H18V94H17ZM165 95L167 96V94H165ZM165 95H164V96H165ZM176 95H179V94H176ZM181 95H182V94H180V96H181ZM206 95H207V93H206ZM223 95H222V96H223ZM237 95H238V93H237ZM260 95L257 96V97L259 98ZM166 96H165V97H166ZM202 96H203V97H202ZM219 96H220V97H219ZM239 96H240V95H239ZM244 96L242 95V98H241L242 100H243V98H245ZM253 96H254V95H253ZM6 97H8V96L5 95V98H6ZM17 97H18V96H17ZM17 97H16V98H17ZM25 97H27V98H25ZM158 97H157V98H158ZM168 97H169V95H168ZM188 97H189V96H188ZM188 97H187V99H188ZM198 97H202L204 100H206V101H205L206 103H205L203 100H200V99L197 101ZM231 97H232V96H231ZM255 97H256V94H255ZM257 97H256V99H254V102L252 101L254 97H252V98L250 97L251 100H250V98L248 97V98H249L248 100H250L249 103H251V102L255 103V101H257V103L259 102V105H260V104H261V102H260L261 99L258 101V100H257ZM5 98H4V99H5ZM9 98H10V97H9ZM13 98H14V97H13ZM31 98H32V96H31ZM31 98H29V99H31ZM179 98L182 99L181 97H179ZM246 98H245V99H246ZM263 98H264V97H263ZM11 99H12V98H11ZM29 99H28V100H29ZM32 99H33V98H32ZM212 99H209V101L212 100ZM222 99H223V101H222ZM235 99H234V100H235ZM28 100H27V102H28V104H29V103H30L29 101H31V100H29V101H28ZM158 100H159V99H158ZM162 100H165V99H162ZM189 100H190V99H189ZM193 100H191V101L193 102ZM230 100H231V99H230ZM234 100H233V101H234ZM248 100L246 99L247 102H248ZM14 101H15V100H14ZM21 101H22V100H21ZM167 101H168V100H167ZM167 101H166V102L164 101V105H165V107H166V110H168V112H170L171 110H169V109H170V108H169V107H170L169 105H170V103L173 104L174 102L172 103L171 100H170L169 102H167ZM180 101H181V102H180V104H181L180 106H182V107H185V106H187L188 104L191 103V101H189L190 103L187 102L188 104L186 105L185 102H184L185 106H183L184 104H183L182 102H183L184 100H183V101L180 100ZM199 101H201V102L203 101L205 104H203V102H202V104H203V105H202L201 102H199ZM231 101H232V100H231ZM244 101H245V100H244ZM246 101H245V102H246ZM261 101H262V100H261ZM2 102H5V101L3 100ZM7 102H8V101H7ZM10 102H11V101H10ZM10 102H8V103H10ZM27 102H26V103H27ZM31 102H33V101H31ZM155 102H156V101H155ZM159 102H160V100H159ZM161 102H162V101H161ZM161 102H160V103H161ZM198 102H199L200 105L198 104ZM240 102H241V101H240ZM247 102H246V104H244L245 106L247 105V107H248V105H251V104H252V103H251V104H248ZM262 102H263V101H262ZM8 103H6V105H7ZM12 103H13V102H12ZM12 103H10V105H11ZM16 103H18V102H16ZM16 103H15V104H16ZM20 103H21V102H20ZM166 103H169V104H168L169 107L167 106ZM194 103H195V102H194ZM230 103H231V102H230ZM257 103H256V105H257ZM21 104H22V103H21ZM30 104H31V103H30ZM32 104H33V103H32ZM32 104H31V105H32ZM154 104H156V106H157L158 103H154ZM191 104L194 105L193 103H191ZM191 104H190V105H191ZM197 104H198V105H197ZM237 104H239L240 107H239ZM242 104H243V103H242ZM262 104H263V106H264V103H262ZM8 105H9V104H8ZM19 105H20V104H19ZM23 105H26V104H23ZM159 105H160V104H159ZM159 105H158L157 107H159ZM164 105H162V106H164ZM211 105H212L213 107H211ZM226 105H227V106H226ZM256 105H255V106H256ZM16 106H17V105H15V107H16ZM20 106H22V105H20ZM154 106H155V105H154ZM188 106H189V105H188ZM188 106H187V107H188ZM5 107L9 108V107H12V106H5ZM5 107H3V108H5ZM15 107H14V109H15ZM22 107H23V106H22ZM25 107L28 108L27 105H26ZM157 107H156V108L154 107V108H155V110L157 109V110L159 111V112H158L159 114L157 113L158 117L156 118V113H155V114H153V115H155V116H153V118L156 119L157 122H160L159 124L162 125V124L164 123V121L161 122V119H162L163 117H159V115L161 116V114L163 113L162 115L164 116V114H165V112H166V111H164V110H165V107H164V109L161 107L160 110H159ZM167 107H168L169 109H168ZM172 107H173V105H172ZM172 107H171V108H172ZM214 107H215V108H214ZM243 107H244V106H243ZM247 107H246L245 109H247ZM253 107H254V106H253ZM259 107L261 108V105L258 106L256 110H255V108L252 109V110H255V111L258 110V111H260V110H259ZM32 108H33V107H32ZM32 108H31V109H32ZM35 108H36V107H35ZM185 108H186V107H185ZM189 108H190V106H189ZM213 108H214V110H213ZM262 108H264V107H262ZM0 109H1V107H0ZM9 109H10V108H9ZM29 109H30V108H29ZM107 109L110 110L108 107H107ZM162 109H163V110H162ZM174 109H175V106H174ZM186 109H188V108H186ZM235 109H236L235 112H233V113L231 112V113H230V114L232 115L231 117H233V116H234L233 114H236V112H237V114H239V115L242 114V113H241L242 110L239 111V109H237V108H235ZM243 109H244V108H243ZM2 110H3V109H2ZM18 110H19V108H18ZM18 110H17V108H16V109H15V112H16V111L18 112ZM24 110H25V108H24ZM32 110H34V109H32ZM32 110H31V112H33ZM36 110H37V108H36ZM42 110H43V107H42ZM183 110L185 111V109H183ZM201 110H198V112L201 111ZM237 110H238V111H237ZM249 110H250V108H249ZM20 111H21V110H20ZM20 111H19V113H20ZM25 111H26V110H25ZM160 111H161V112H160ZM172 111H173V109H172ZM172 111H171V112H172ZM187 111H185V113H187ZM210 111H207V112L210 114V116H207L208 113L205 114V115H206V119L210 117V121H208V120H209V119H208L206 124H205L206 119L203 118L204 116H202V120L199 119L200 121H198V118H196V115H197V116L199 115L197 111L194 113V115H192L193 113H192V114L190 113V115H191L192 117L194 116V117H195V120L198 121V122L205 121V122H203V123L205 124V125H204L205 129H206L207 126H209V128L212 126V128H213V125H212V124H214V123H213V121L211 122V119L214 120V119H213V116H212V115H214V114L211 115ZM247 111H248V110H247ZM247 111H246L245 113H243L241 116H237V115H236V118H237V117H238V118H239V117H242V118H243L246 114H249L250 111H249L248 113H247ZM263 111H264V110H263ZM17 112H16V114H18ZM23 112H24V111H23ZM38 112H40V111H38ZM42 112H43V111H42ZM109 112H110V111H109ZM154 112H155V111H154ZM171 112H170V114H171ZM173 112H175V110H174ZM203 112H204V113H203ZM242 112H243V111H242ZM253 112H254V111H253ZM28 113H29V112L27 111V115L30 116V114H28ZM104 113H105V111H104ZM215 113H217L216 110H215ZM240 113H241V114H240ZM22 114H23V113H22ZM34 114L36 115V116L34 115V117H37V112L34 113ZM38 114H39V113H38ZM40 114H42V113L40 112ZM45 114H46V113H44V115H45ZM166 114H167V113H166ZM174 114H175V113H173V115H174ZM178 114H180V112H179ZM209 114H208V115H209ZM253 114L255 115V113H253ZM262 114H263V113H262ZM4 115H5V114H4ZM32 115H33V114H32ZM32 115L30 116V119H29V121L31 122L30 124L28 123L29 121H28L27 119L25 120V122L28 123L27 125H31V126H32V123H33V124H35V123H38V124L41 123V124L43 125V124H44L43 122H45V124H46V121L43 120L44 117H43L42 120H40V121H42V122H40V121L37 122L36 119L39 120L38 118H35V121L31 120ZM47 115L49 116V114H47ZM104 115H105V114L102 115L103 118L101 117L102 120H103L104 117H105ZM185 115L188 116L189 114H185ZM249 115H250V114H249ZM249 115H246L245 117H248ZM254 115H253V116H254ZM256 115H258V112L256 113ZM259 115H260V114H259ZM259 115H258V116H259ZM22 116L25 117L26 114H25V115H22ZM42 116H43V114H42ZM42 116L39 115L40 119L42 118ZM166 116H167V115H165V118H166ZM176 116H177V115L175 114V117H176ZM251 116H252V115H250V118H251ZM253 116H252V117H253ZM262 116L264 117V114L261 115V117H262ZM8 117L12 118L11 116H8ZM24 117H22V120H23ZM26 117H28V116H26ZM26 117H25V118H26ZM169 117H170V118H168V119L166 118V121L169 120V119H170L169 121H171V116L169 115ZM175 117H174V119H175ZM180 117H182V116L180 115ZM180 117H179V120H180ZM185 117H186V116H185ZM194 117H193V118H194ZM198 117H201V116H198ZM234 117H235V116H234ZM2 118H3V116H2ZM4 118H6V116H4ZM10 118H8V119H10ZM28 118H29V117H28ZM46 118H47V116H46ZM46 118H45V119H46ZM153 118H152V120H153V122H154L155 120H154ZM159 118H160V120H159ZM190 118H191V117H189V119H190ZM242 118H239V120L242 119ZM259 118H260V116H259ZM15 119H16V117H15ZM15 119H11V120H15ZM32 119H33V118H32ZM60 119H61V118H60ZM71 119L73 120V121L70 122V123L73 124V125H71V126H72V130H73L74 127H75V131H76V128L79 129V128H80V125H81L82 123L80 124V123H78V122H75L76 119L74 120L73 117H72V115H70V120H71ZM105 119H106V118H105ZM105 119H104V120H105ZM177 119H178V118H176V120H177ZM189 119H186V118H185V121H184V122H186V123H184V125H185V124H186V125H187V124H192V123H195V122H196L195 120H194V121L192 120V121H189V122L187 123V121H188ZM191 119H192V118H191ZM244 119H247V118H244ZM252 119H253V118H252ZM2 120H3L2 123L4 124L5 119H2ZM16 120H18V117H17ZM19 120H20V119H19ZM56 120H57V119L55 118V121H56ZM62 120H63V121H62ZM62 120H59V119H58L59 122L57 121V124H59V128H58V131H59V132H60L61 129H62V128H61L62 125L65 126V127H63L64 129L67 127V124H68V126H69L68 128L71 127V126L69 125V123L67 122V121H70L69 119H66L67 121H66L65 119H62ZM164 120H165V119H164ZM186 120H187V121H186ZM249 120L251 121V119H248V121H249ZM257 120H258V119L255 118V119L253 120V122H254V121H257ZM259 120H260V119H259ZM262 120H263V118H262ZM262 120H260V121H262ZM20 121H21V120H20ZM32 121H33V122H32ZM49 121H50V118H49ZM177 121H178V120H177ZM235 121H237V120L235 119ZM250 121H249V122H250ZM6 122H9V121L6 120ZM6 122H5L6 125H8L9 123H10V125H12V126L14 125V123L11 124V122H9V123L7 124ZM18 122H19V121H18ZM34 122H35V123H34ZM51 122H52V121H51ZM51 122H50V124H51ZM60 122H62V123L64 122V123L61 124ZM65 122H66V124H65ZM80 122H81V121H80ZM82 122H84V121H82ZM94 122H95V121H94ZM155 122H156V121H155ZM178 122H179V123H177V124H179L178 126L181 127V126H180V121H178ZM190 122H191V123H190ZM208 122H209V123H208ZM258 122H259V121H258ZM16 123H17V121H16ZM16 123H15V125H16ZM47 123H48V122H47ZM84 123H85V122H84ZM95 123H96V124H95L96 127H99V126H97V125H98L97 122H95ZM166 123H168V122H166ZM175 123H176V122H175ZM210 123H211V124H210ZM216 123H219V125H221V126H219V125L216 124ZM227 123H228V124H227ZM236 123H237V122H236ZM262 123H263V122H262ZM48 124H49V123H48ZM50 124H49V125H50ZM55 124H56V122H55ZM57 124H56V126H57ZM76 124H77V125H76ZM99 124H100V123H99ZM101 124H102V123H101ZM101 124H100V126L102 127ZM103 124H104L103 126L106 127V125H105V124H107L106 121H105V122L103 121ZM159 124L157 123V126H159ZM168 124H169V123H168ZM209 124H210V125H209ZM250 124H252V122H251ZM1 125H2V124H0V128H1ZM6 125H4V126L6 127ZM10 125H8V126H10ZM18 125H21V126H18V127H20V128L22 127V125H23V127H25V125H24L23 122H22V124H18ZM60 125H61V127H60ZM85 125H86V124H85ZM87 125H88V124H87ZM87 125H86V127H88V126H92V125H90V124H89L88 126H87ZM148 125H149V126H147V127H152L153 124L151 123V124H148ZM150 125H151V126H150ZM155 125H156V124H154V126H155ZM171 125H172V124H171ZM186 125L183 126V127L186 128ZM192 125H193V124H192ZM195 125H196V126H195L196 128H194V129H197V128L199 129V127H198L199 125H198V126H197V124H195ZM4 126H2V127H4ZM12 126H11V127H12ZM16 126H17V125H16ZM36 126L40 129V127H39L38 125H35V127H36ZM43 126H44V125H43ZM46 126L48 127L47 124H46ZM46 126H44V127H46ZM53 126H55V125H53ZM73 126H74V127H73ZM77 126H79V128H78ZM107 126H108V124H107ZM157 126H155V127H157ZM164 126H165V124H164ZM173 126H174V125H173ZM178 126L176 125V126H174V127H170V129L173 128L172 130H174V128H175V127H178ZM228 126H227V127H228ZM18 127H16V128L13 127V128H15V129H19ZM23 127H22V129H25V128H23ZM27 127H28V126H27ZM32 127H33V126H32ZM37 127H36V128H37ZM44 127H42V128L44 129ZM57 127H58V126H57ZM81 127H83V126H81ZM159 127H160V126H159ZM161 127L164 128L163 126H161ZM179 127H178V128H179ZM193 127H194V126H193ZM229 127H228L227 129H229ZM238 127H236V129H237ZM8 128H10V127H8ZM60 128H61V129H60ZM103 128H104V127H103ZM103 128H102V130L104 131ZM108 128H111V127H108ZM185 128L182 129V132H183V130H184ZM187 128L189 129V126H188ZM202 128H203V125H202V127H201L200 129H202ZM209 128L207 129V131L204 130V131H206V132H205V135H204V131H203L202 133L200 132L201 134H200V133H199V134H200L201 136H202V135L205 136L204 138H207L208 136L206 137V134L208 133V131L211 132V131L213 130V129H212V130H211V129L209 130ZM217 128L214 127V130H213V131H215V129H217ZM239 128H238V129H239ZM10 129H11V131L8 132L9 134L12 133V128H10ZM15 129H14V130H15ZM26 129H27V128H26ZM59 129H60V130H59ZM80 129H81V128H80ZM82 129H84V128H82ZM99 129H100V128H99ZM180 129H181V128H180ZM180 129H179V130H180ZM190 129L193 130V128H190ZM223 129H224V128H223ZM227 129L225 128V130H226L227 132H229L230 129H229V130H227ZM244 129H245V128H244ZM262 129L264 130L263 127H262ZM0 130H1V131H0L1 133L3 132L2 130L7 131V130H5L4 128H3V129H0ZM14 130H13V131H14ZM29 130H30V128H29ZM32 130H33V128H32ZM34 130H35V128H34ZM48 130H49V128H47V131H48ZM62 130H63V129H62ZM66 130H70V129H67V128H66ZM84 130H86V131H81V130H80L81 132L76 131V133H75V131L73 130V133H75V134L78 133V134H77L76 136H73L72 138H71L70 135H69L71 132L69 133L68 131H67L68 133H65V134L62 135V136L69 137L70 139H68V142H70V143H71V140H72V139L74 140L75 138H78V139L81 141V140H82L81 138H83V136H81V135H84V136H85L87 133H84V132H87V131L90 132V131H91V128H90L89 130H88V129H84ZM94 130H97V129H94ZM102 130L100 131L101 133L103 132ZM105 130H106V131H104L103 134L109 136L108 134H106V132H107V133L109 132V131L107 130V128H106ZM109 130H110V129H109ZM141 130L144 131V129H141ZM141 130H140V131H141ZM164 130H166V128H165ZM172 130H170V132H171ZM185 130H186V129H185ZM185 130H184V131H185ZM192 130H191V131H192ZM19 131L21 132L22 130H18V132H19ZM25 131H27V130H25ZM25 131L23 130L24 133H25ZM35 131H37V130H35ZM142 131H141V132H142ZM147 131H148V130H147ZM147 131H144V132H145V133H150V132H151V129L149 130L150 132H147ZM152 131H153V130H152ZM155 131H156V130H155ZM155 131L152 133V135H154ZM160 131H162V129H160ZM160 131L158 130V132H160ZM199 131H201V130H199ZM199 131H198V132H199ZM18 132H17V133H18ZM31 132H32V131H31ZM44 132H45V131H44ZM44 132H43V133H44ZM65 132H66V131H65ZM82 132H83L84 134H83ZM91 132H92V131H91ZM91 132H90V133H91ZM156 132H157V131H156ZM162 132H163V131H162ZM196 132H197V130H195V131L193 132V133H195L194 136H193V134L191 133L192 136H193V141H195V140H194V139H195L194 137H196V134H197ZM220 132H223V130L220 131ZM224 132H225V131H224ZM224 132H223V134L221 133L222 135H224V138H222V136H219V135H221V134H219V135H218V136H219L218 138H216V136H215V139L212 140V139L214 138L213 135H217V134H214L213 132L210 133V134H212V136L209 135V137H210V136L213 137V138L211 139L212 142H213V141H215V142L218 141V142H217L218 144L222 143L221 145L224 146V141H225V140L223 141V139L226 138V135L229 136V134H230V133L225 132V133H227V134L225 135ZM238 132H239V131H238ZM238 132H237V133H238ZM240 132L242 133L241 135H243L244 130H243V131H240ZM240 132H239V133H240ZM4 133H5V132H3L2 134L4 135ZM8 133L6 132V135H7ZM28 133H30V131H29ZM33 133H35V132H33ZM33 133H32L31 138H33V136H34ZM38 133H39L38 136L40 137V136H41V135H40V132H38ZM54 133L58 134V133H57V129H56V131H55ZM79 133H80V134H79ZM90 133H89V134H90ZM95 133H96V132H95ZM139 133H140V132H139ZM139 133H138L139 138H140V137L142 138L143 136L148 137L147 135H144L143 132H142V133H143V136H142V133H141V134H139ZM163 133H164V134H163ZM163 133H162V134L165 135V136H168V134H169V132H168V133H167V132H163ZM165 133H167V135H166ZM171 133H172V132H171ZM171 133H170V134H171ZM183 133H184V132H183ZM183 133H182V134H183ZM187 133H188L189 135H191V134L189 133V130L187 131ZM187 133H185V134H187ZM215 133H216V132H215ZM237 133H236V137H237ZM247 133H248V132H247ZM247 133H244V138H245V135H246ZM9 134H8V135H9ZM12 134H13V136H11V134H10V136L13 138L16 134H15V133H12ZM22 134H23V133L21 132V133H19V134H17V135L19 136V135H22ZM35 134H37V133H35ZM47 134H48V132H47ZM89 134H87L89 138H86V140L84 141V142H85L84 144H86L87 139H91L90 136H89ZM93 134H94V133H93ZM98 134H99V133H98ZM248 134H249V133H248ZM248 134H247L246 136H248ZM6 135H5V139H6V140H9V139H10V136H8L9 139H7V136H6ZM26 135H27V134H26ZM26 135H25V136H26ZM30 135H31V133H30ZM50 135L53 136V134H50ZM58 135H59V134H58ZM68 135H69V136H68ZM79 135H80L81 137H80ZM87 135H86L85 137H87ZM140 135H141V136H140ZM150 135H151V134H149V136H150ZM152 135H151V138H150V139H153L154 137L157 136V135H155V136H152ZM200 135H199V137H196V138L199 139V138L201 137ZM207 135H208V134H207ZM238 135H240V134H238ZM25 136H24V137H25ZM36 136H37V135H36ZM62 136H60V138H61ZM100 136H102V134H101V135L99 134V137H100ZM159 136H160V134H159ZM171 136H173V135H171ZM171 136H169V139H170ZM175 136H176V135H175ZM175 136H174V137H175ZM186 136H187V135H186ZM203 136H202V137H203ZM1 137H3V136H1ZM24 137H23V135H22V138H24ZM26 137H27V136H26ZM26 137H25V138H26ZM28 137H29V136H28ZM28 137H27V138H28ZM34 137H35V136H34ZM45 137H46V135H45ZM47 137H48V136H47ZM54 137H55V136H54ZM54 137L50 138V136H49V139H50V140L52 139V141H53V138H54ZM66 137H64L65 140H67ZM74 137H75V138H74ZM85 137H84V138H85ZM94 137H95V136H94ZM128 137H129V136H128ZM157 137H158V136H157ZM190 137H191V136H190ZM190 137H189L188 139H190L191 142H193V141H192V138H190ZM240 137H242V136H240ZM248 137H249V138L246 137V139H245L246 142H247L248 139H250L249 141L252 140V139L250 138L251 136H248ZM15 138H17V136H16ZM15 138H14V139H15ZM22 138H21V139H22ZM36 138H38V137H36ZM41 138H43V137H41ZM41 138H40L39 140H42ZM57 138H58V137H57ZM62 138H63V137H62ZM84 138H83V140H84ZM95 138H96V139H93V142H90L92 139L89 140V141H87V142H90V143H92V144L95 145L96 141H95V143H94V140H97L98 136H96ZM101 138H102V137H101ZM129 138L132 139V137H129ZM141 138H140V140H141ZM160 138H161V137H160ZM171 138H172V137H171ZM184 138H186V137H184ZM234 138H235V136H234ZM2 139H4V138H2ZM2 139H1V140H2ZM5 139H4V141H5L4 143H6V140H5ZM14 139H12L13 142H14ZM29 139H30V138H29ZM102 139H104V138H102ZM105 139H106V137H105ZM109 139H110V138H109ZM134 139H136V137H135ZM137 139H138V138H137ZM142 139H144L143 142H144V141L146 142V139H147V138H146V139H145V138H142ZM157 139H159V137H158ZM165 139H166V138H165ZM165 139H164V140H165ZM167 139H168V138H167ZM173 139H175V138H173ZM197 139H196V141H195L193 144L190 143L191 146H192V145L195 146V143H196L197 147H198V146H201L200 148L198 147L200 150H203L204 148H206V144H204L205 146H202V145L198 142ZM200 139H202V138H200ZM208 139H209V138H208ZM218 139H221V140H218ZM230 139H231V136H230ZM230 139L227 138L226 140H230ZM237 139H239V138H237ZM237 139L235 138V140H233V141L237 142V141H236ZM10 140H11V139H10ZM10 140H9V141H10ZM43 140H44V138H43ZM50 140H49V141H50ZM60 140L62 141L63 139H60ZM69 140H70V141H69ZM73 140H72V141H73ZM117 140H118V139H117ZM127 140H128V139H126L125 141H127ZM138 140H139V139H138ZM148 140H149V138H148ZM148 140H147V142H148ZM154 140H155V139H153V141H154ZM161 140H162V138H161ZM161 140H160V141H161ZM170 140H171V139H170ZM170 140H169V141H170ZM185 140L187 141V138L184 139V141H185ZM211 140L209 139V141H211ZM239 140H241V138H240ZM9 141H7V142H9ZM15 141H17V139H15ZM24 141H25V140H24ZM24 141H23V143H24ZM30 141H32V140L30 139ZM49 141H47V142L49 143ZM75 141H76V140H75ZM75 141H73V142L75 143ZM80 141H78V144H79V145L83 143V142L80 143ZM107 141H108V137H107ZM114 141H115V140H114ZM114 141H110V140H109L108 143L110 144V142H111V143L113 144V148L115 149L114 146H116V144H117V146H119L118 144H119L120 142H117V143L114 145ZM123 141H124V140H122V142H123ZM128 141H129V140H128ZM150 141H151V140H149V142H150ZM200 141H202V140H200ZM204 141H205V139H204ZM221 141H222V142H221ZM233 141H232V139H231V141H229V142H231V144H232ZM249 141H248L247 143H251V142H249ZM1 142H3V141H1ZM11 142H12V141H11ZM13 142L11 143L12 146H14V143H13ZM20 142H21V141H19V139H18L17 144L20 143ZM58 142H59V141H58ZM62 142H63V141H62ZM64 142H65V141H64ZM64 142H63V143H64ZM73 142H72L71 144H67V145H66L65 143H64V144H65V146H68V145H69V146H68L69 149H70V148L72 149V146H75V144H76V143L73 144ZM115 142H116V141H115ZM122 142H121V144H123ZM130 142H131V141H130ZM143 142H142V143H143ZM147 142H146V143H147ZM162 142H163V140H162ZM166 142H168V140H167ZM171 142H172V140H171ZM171 142H169V144L166 143V145H167V146H170V145H171V144H170ZM173 142H174V141H173ZM173 142H172V143H173ZM179 142H180V141H179ZM205 142H207V141H205ZM205 142H202V143H205ZM240 142H242V141H240ZM4 143H3L2 150H3V151H6V150H4V149L7 148V147H5L6 144H4ZM9 143H10V142H9ZM9 143H7V146L10 145ZM15 143H16V142H15ZM26 143H27V144H26ZM28 143H29V145H28ZM30 143H31V142L25 141L26 146L28 145V147H29L30 150L27 149V148L25 147V144H23V147H25L28 151H30L31 154L28 153V152L26 151V149H25V153L27 152L29 155H27L26 158H25V156H24V159L22 160L23 162L20 161L21 164H20V162H19V160H21V158H20V154H19L20 151H18V154H19V157H18V158H19L18 163H19L20 165H19L18 163H16V164L19 165V168H18V166H15V165H14V166L17 168V169H14V171H11V170L9 169L10 166L6 169L7 164L4 163V162H6V160L4 161V159H2V157H1V160H0V161H1V162H0V172L2 173V175H4L3 177H1V175H0V180H1V179H4V177H7V179L10 178V180H8V181L6 180V182H4V181L2 180V181L0 182V188L2 189V192H3V190H4V191L7 193V196H8V195L10 196V201L13 199V202L11 203V206L5 204V206H9V207H7V208H9V210H8L7 213L5 212L6 210H4V208H3V211L6 213V215L3 216L5 213H4L3 215H1V212H0V215H1V216H0V264H78V263H80V264H84V262H82V261H85V262H86L85 264H134V263H138V264H139V261L136 262L138 259H140V258H139V257H140L139 252L137 253V251H133V252H136V253L131 252L130 254H132V255H129V254L127 253L128 249H129V248L127 249V247H128L131 243H130V241L128 242L129 245H128L127 243H125V240L128 239V237H126L127 234L125 235V233L127 232L128 229H127V227L124 226V224H123L124 222H126V224L129 223L130 226H133V228L131 227L130 229H134V226H135V224H136L137 222H135L134 225H132L130 222H133V223H134V221L136 220V218H135V219H131V218H130V219H131V220H130L127 216H128L129 213H130L129 215H132L133 217L137 216V215H135L136 213H135V214H132L133 212H136V211H133L134 209H132V212H130V211H131V208H129V209H130L129 211H127V210H123V211H122V210H121L123 213L125 212V214H126V217H124V218H128V220H127V221H124V222L121 220V225H120V228H121V226H122V229L125 227L124 230H125L126 232H125V231L123 232L124 235H125V238H126L125 240L122 239V238L124 237L123 235L121 236V238H118V237H117V235L120 236V235L122 234V233H121V231H123L122 229H121V230L119 229L121 234H119V232H118L117 230L113 229L114 227H118V226L113 225V224H114V223H113V220H117V222H118L117 217H116V216H113V219H112V218H111V219H106L107 217H108V218L112 217V216L110 215V214H112V211H111V213L109 212L110 214H109L108 216L105 214V212H104V214H102L104 207H107L108 204H109V203H107V202L110 201V200H109V201L106 202V200H107V199H111V201L114 200V199L112 200V198H111V197H113L114 195H116L115 193H112L113 188L111 189V192L109 191L110 194H111V193L113 194V195L111 194L112 196H111V195H108V193L105 192V193H107V195L109 196V198H107V199H106V196H107V195H106V196H103L105 193H103V194L101 193V194H102V199L105 197L106 200L103 199L102 201H101V200L99 201V200H97V198L100 199V197H97V196H96L97 198H96L95 200L99 201V202H97V203H96V201H95V202L93 201L94 199H92V198H91L92 195H90V196H91L90 198H91L92 201H93V202H92V201H90V202H92V203H94V204L96 203V205H98L97 207H98V208H99V207L101 208V212L99 211L100 209L96 208V205L94 206V204H93V206H92V205H91V206H92V207H95L97 210H96L95 208L93 209L92 207H91V208H90V207H88V208L86 207V206H87L86 203L89 202V200H91V199L87 200L86 203L84 202L85 204H84V203H81L82 205H86L85 207H86L87 209H91V211L93 210V214H95V212H98V211H99L98 214H100V213L102 214V215H100L101 217H99V215H97L98 218H99V219H97V220H96L95 218H92V223H93V219H94V220L97 221L96 224H98V225H95V223H93V224H90L91 226H89V223H88V222H87V224L85 223V221H86L87 219L85 220V219H84L85 217H84V218H81L80 215H79V216H75L74 218H73L72 216L70 217V216H69V212H70L71 206H72L73 204H75V203L78 201V199H79V200L82 199V198H78V199H77V196H78V193L80 194V190H81V191H84V189H82V188H83V186H84L85 184H84V183H83L82 185H81V184H78V182H79V183L82 182V181H81L82 179L80 180L81 182H80V181H77V183H75V184H77V185H73L74 183H73V184H72V183L69 184V183L65 182V176H64V175H65V173L67 172L68 169H69L68 172L70 171V168H69L70 166L68 167V165H67V162H68V161H67V160H66V162H65V160H64V161L61 160L62 158L59 159V157H60L59 155H58L59 157H58V156H55L56 153L53 154L52 156H54L55 158L58 157V159H59L60 161H63V163L65 162L63 165H61L62 162H60V166H61V167L58 166L60 169H59L58 167H53V169L55 168V170H49V169L47 168V166H46L45 161H44L43 158H40L39 160H37V159L34 160V159H35V157H34L35 154L33 155V153H35L36 150L38 151V149H40L41 147H40V145H39L40 148L37 147V146H38L37 143L39 144V142H38L37 139H34V141L32 142L31 145H30ZM40 143H41V142H40ZM63 143H62V144L60 143V145H64ZM66 143H67V141H66ZM90 143H87V144L90 145ZM108 143H106V145H107ZM159 143H161V142H159ZM175 143H176V142H175ZM184 143H185V142H184ZM187 143H188V142H187ZM187 143H186V145H188ZM197 143L200 144V145H198ZM217 143H216V144H217ZM227 143H228V142L225 141V145H226ZM244 143H245V141H243V143H241L240 145H242V144H244ZM52 144H53V143H51V145H52ZM54 144L56 145V142H55ZM78 144H76V146H77ZM84 144H83V145H84ZM112 144H111L109 147H108V146H107V147H108V148L112 147ZM121 144H120V145H121ZM124 144H126V143H124ZM124 144H123L122 146H125V147L127 148V147H128V144H126V145H124ZM140 144H141V142H140ZM155 144H156V142H155ZM163 144H164V143H163ZM173 144H174V143H173ZM180 144H181V143H180ZM218 144H217V145H218ZM228 144H229V146H230V148H231L230 143H228ZM228 144H227V146H228ZM235 144H238V143H235ZM36 145H37V146H36ZM41 145L43 146V143H41ZM79 145H78V146H79ZM83 145H81V147H82ZM89 145H88V146H89ZM94 145H93V147H94ZM96 145H97V143H96ZM96 145H95V146H96ZM135 145H136V147H137V145H139V144H138V143H137V144H134V145L132 144L130 147H135ZM148 145H150V144H148ZM156 145H157V144H156ZM178 145H179V144H178ZM209 145H211V149L208 148V147H209L208 145H207V148L210 149L209 151H212V153H210L209 151H207V153H208L207 155H209V153H210V155H209L210 158H208V159L206 158V159H207L206 161H208L209 159L212 158V156H213V150H215V149H213L214 146L212 147V144H211V143H210ZM20 146H21V144H20ZM84 146H87V145H84ZM88 146H87V147H88ZM98 146H99V145H98ZM140 146H141V147H142V146L144 147V145H140ZM154 146H155V145H153V147H154ZM176 146H177V145H176ZM179 146H180V145H179ZM181 146H182V145H181ZM181 146H180V147H181ZM189 146H190V145H189ZM189 146H188V152H190V153L193 152V151L195 152L194 149H193V151H191V149L189 150ZM215 146H216V145H215ZM222 146L219 145L220 148H221ZM229 146H228V147H229ZM238 146H239V144H238ZM18 147H19V146H18ZM52 147H54V145H52ZM62 147H63V146H62ZM68 147H67V149H68ZM79 147H80V146H79ZM79 147H77L78 149H77V148H76V149L79 150ZM81 147H80V148H81ZM87 147H85V149H86ZM93 147H92V149H91V147H90L91 152H89L88 154L91 153V154H90L91 157H90V156H89V157H90V158L93 157L92 159H93V161H94V159L98 156L97 153L101 152V150L99 149V148H101V147H99V148L97 149V150H99V152H96V151H95V153H96L97 155L94 154L93 150H94L95 148L93 149ZM130 147H128V148L130 149ZM141 147H139V149H137V150H141ZM150 147H151V146H150ZM150 147H148V149H150ZM162 147H163V146H162ZM162 147H160V148H162ZM182 147H183V146H182ZM185 147H186V146H185ZM202 147H203V149H201ZM225 147H226V146H225ZM225 147H224V148H225ZM228 147H227V148H228ZM233 147L236 148L237 146L234 145V146H232V148H233ZM241 147H242V146H241ZM247 147H248V145L246 144V146H245V144H244V147H243L242 149H244V148L247 149ZM249 147H250V146H249ZM9 148H10V146H9ZM20 148H21V147H20ZM20 148H18V149H20ZM37 148H38V149H37ZM54 148L58 149V147H54ZM63 148H65V147H63ZM116 148H118V147H116ZM119 148H121V147H119ZM119 148H118V149H119ZM155 148H156V147H155ZM157 148H158V146H157ZM160 148H158V149H160ZM164 148L168 149L169 147L167 148V147L165 146ZM190 148H191V147H190ZM192 148H193V147H192ZM198 148H197V149H198ZM216 148L218 149L217 146H216ZM220 148H219V149H220ZM222 148H223V147H222ZM21 149H22V148H21ZM23 149H24V148H23ZM42 149L44 150V148H42ZM71 149H70V150H71ZM88 149H89V147H88L86 150H87V151H90V150H88ZM118 149H117V150H118ZM142 149H143V148H142ZM148 149H146V147H145V151H146V152H147ZM171 149H172L173 151L175 150V148H172V147H171ZM178 149H179V148H178ZM212 149H213V150H212ZM236 149H237V148H236ZM242 149H241V151H242ZM10 150H11V148H10ZM14 150H17V146H16V149H15V148L13 149V151H14ZM43 150H41V152H42ZM65 150H66V148H65ZM70 150H69V151H70ZM73 150H74V149H73ZM77 150H76V152H77ZM95 150H96V149H95ZM107 150H108V153H111V154L114 153V152H109V151H110L109 149H107ZM127 150H128V149H127ZM133 150H134V152L136 151L135 148H134ZM162 150H164V149H162ZM181 150H182V149H181ZM224 150H225V149H224ZM229 150H230V149H229ZM248 150H249V149H248ZM66 151H67V150H66ZM87 151H86V154H87ZM118 151H119V150H118ZM143 151H144V150H143ZM143 151H142V153H143ZM145 151H144V153L146 154ZM150 151H151V150H150ZM155 151H157V150H155ZM169 151H170V149L168 150V152H169ZM216 151H217V150H215L214 152L216 153ZM226 151H228V150H226ZM226 151H225V152H226ZM230 151H231V150H230ZM243 151H245V150H243ZM15 152H16V151H15ZM15 152H14V155H15ZM22 152L24 153V151H22ZM22 152H21V153H22ZM41 152H38V153H41ZM71 152H72V151H71ZM71 152H69V155H65V156H70V155L72 154ZM74 152H75V150H74ZM76 152H75V153H76ZM78 152H79V151H78ZM92 152H93V153H92ZM138 152H139V151H138ZM138 152L136 151V153H138ZM166 152H167V151H166ZM185 152H186V151H185ZM196 152H197V151H196ZM199 152H200V151H199ZM204 152L206 153V151H204ZM217 152L220 153L221 151L218 150ZM231 152H233V151H231ZM234 152H236V151H234ZM237 152H238V151H237ZM245 152H247V150H246ZM245 152H244V153H245ZM2 153H4V152H2ZM6 153H7V155H8V154L10 155L11 152H9V149H8V152H6ZM27 153H26V154H27ZM43 153H44V151H43ZM48 153H49V152H48V150H47V152H45V154H47V156H46V160H49V159H47V158L51 155V154H50V155L48 156ZM65 153H66V152H65ZM80 153H81V152H80ZM84 153H85V152H84ZM101 153H102V152H101ZM101 153H99V155H101ZM119 153H120V151H119ZM129 153H133V152L131 151V152H128V154H129ZM144 153H143V155H142V154H141V151H140V153H139V157H140V154H141V155H142V158H143ZM151 153H153V152L151 151ZM182 153H183V152H182ZM200 153H201V152H200ZM200 153H199V154L197 153V154L201 156ZM240 153H241V152H239V154H240ZM248 153H249V151H248ZM248 153H246V155H244V159H246V157H248V156H247ZM58 154H59V153H58ZM62 154H64V153H62ZM62 154H61V155H62ZM67 154H68V153H67ZM88 154H87V155H88ZM92 154H94V156H92ZM148 154L150 155V152H148ZM162 154H163V153H162ZM167 154H168V153H167ZM172 154H173V153H172ZM174 154H176L175 151H174ZM174 154H173V155H174ZM177 154H178V153H177ZM177 154H176V155H177ZM193 154H195V153H193ZM211 154H212V156H211ZM223 154H224V153H222V155H223ZM228 154H229V151H228ZM228 154H227V152H226V154L223 155V156H225V158H227L226 155L228 156ZM233 154H234V153H233ZM235 154H236V153H235ZM239 154H238V157H239ZM2 155H3V154H2ZM2 155H0V156H2ZM7 155H4V157L7 156ZM14 155H13V156H14ZM21 155H22V154H21ZM23 155H25V154H23ZM41 155H42V154H41ZM56 155H57V154H56ZM81 155H82V153L79 154L80 158H81ZM84 155H85V154H84ZM84 155H83V156H84ZM113 155H114V157L117 159V157H116L117 155H116V154H113ZM115 155H116V156H115ZM120 155H121V154H120ZM120 155H118V157H119ZM122 155H124V154H122ZM122 155H121L120 157L123 159ZM146 155H147V154H146ZM152 155H153V154H152ZM160 155H161V153H160ZM160 155H159V156H160ZM164 155H165V154H164ZM169 155H171V154L169 153ZM184 155H185V154H184ZM187 155H188V157H190L189 154H187ZM198 155H197V156H198ZM202 155H203V154H202ZM218 155H219V154H218ZM222 155H220V157H221ZM231 155H232V154H231ZM242 155H243V154H242ZM15 156H16V155H15ZM37 156H38V154H37ZM39 156H40V154H39ZM52 156H50V157H51V158H54V157H52ZM71 156H73V155H71ZM76 156H77V155H76ZM76 156H75V157H76ZM83 156H82V157H83ZM101 156H102V155H101ZM104 156H106V155L104 154L102 157H104ZM108 156H109V155H108ZM134 156H135V155H133V157H132V156L130 155L129 158L132 160V158H134ZM150 156H151V155H150ZM153 156H154V155H153ZM174 156H175V155H174ZM177 156H178V155H177ZM193 156L195 157V155H193ZM209 156H208V157H209ZM216 156H217V154H216ZM229 156H230V154H229ZM232 156H233V155H232ZM232 156H231V157H232ZM240 156H241V154H240ZM245 156H246V157H245ZM7 157H8V156H7ZM10 157H11V156H10ZM16 157H17V156H16ZM21 157L23 158V156H21ZM32 157H33V158H32ZM40 157H41V156H40ZM89 157H88V158H89ZM131 157H132V158H131ZM163 157H165V156H162V159H163ZM194 157H192V158H194ZM201 157H202V160L205 159V158H203V156H201ZM220 157H219V158H220ZM38 158H39V157H38ZM64 158H65V157H64ZM64 158H63V159H64ZM67 158H69V157H67ZM77 158H78V156H77ZM84 158H85V156L83 157V159H84ZM109 158H110V157H109ZM109 158H107V159H109ZM137 158H138V156H137ZM145 158H147L148 160H150L149 158H151V161H153L154 163L156 162V161H154V159L152 160V157H149V158H148V157H145ZM145 158H144V159H145ZM154 158H156V157L154 156ZM192 158H191V159H192ZM195 158H198V159H199V157H195ZM216 158H218V157H216ZM216 158H215V159H216ZM219 158H218V160L220 161V159L223 160L224 157H223V158L221 157L220 159H219ZM225 158H224V159H225ZM234 158L236 159L235 156H234L233 158H231V159H234ZM241 158H242V156H241ZM241 158H240V159H241ZM14 159H16V158H14ZM69 159H71V158H69ZM75 159H76V158H75ZM97 159H98V157H97ZM99 159L101 160L100 157H99ZM107 159H106V160H107ZM116 159H115V160H116ZM167 159H169V158H166V159H165V161H166L165 163H166V164H167V162H168ZM172 159H173V158H172ZM186 159L188 160V158H186V157H185V159L182 158V159H181L182 162L179 163V165H177L178 163L175 164V165H177V168H178L180 165L185 164V162H187ZM191 159H190V160H191ZM200 159H201V158H200ZM227 159H228V158H227ZM227 159H226L225 162H227V161H231V159H230V160H227ZM12 160H13V159H12ZM55 160H56V161H55ZM55 160H54V159L52 160L53 163L59 161V160H57V158H56ZM76 160H79V159H76ZM81 160H82V159H80V161H81ZM110 160H111V159H110ZM131 160H130V161H131ZM133 160H134V166H135V165H136V166L138 165L137 167L142 168V169H143V167H142V163H144V165L147 164V163H145V162H147V161L145 160V162H142V163H141V167H140V164H139L138 162H136V160H138V159L135 158V159H133ZM133 160H132V161H133ZM140 160H141V159H140ZM156 160H158V159H156ZM169 160H171V159H169ZM176 160L178 161V159H176ZM183 160H184V162H183ZM185 160H186V161H185ZM212 160H213V159H212ZM216 160H217V159H216ZM10 161H11V160H10ZM49 161H50V160H49ZM72 161H74V160H72ZM72 161H71V162H72ZM80 161H79V163H80ZM82 161H83V160H82ZM101 161H102V160H101ZM104 161H105V157H104V160H103L102 162H104ZM107 161H108V160H107ZM117 161H119V159H117ZM117 161H116V162H117ZM122 161H123V160H122ZM122 161H121V162H122ZM138 161H139V160H138ZM141 161H142V160H141ZM197 161H199V160H197ZM204 161H205V160H204ZM204 161H201V162H204ZM232 161H233V160H232ZM243 161H244V160H243ZM2 162H3V163H2ZM8 162H9V160H8ZM13 162H14V161H12L11 164H12ZM85 162H86V163L83 162L85 165H86V164L89 165V164H88V163H89V159H88V163H87L86 159H85ZM91 162H92V160H91ZM96 162L98 163V161H96ZM96 162L94 161L93 163H96ZM105 162H106V161H105ZM108 162H109V161H108ZM108 162H106L105 164H107ZM121 162H120V166H118V164H116V163H115V164H116L119 168L122 167L123 164H125V166L128 167V165H126V163H125L124 161H123L124 163H122V164H121ZM135 162H136V163H135ZM153 162H150V161H149V163H150L151 165L153 164ZM179 162H180V161H179ZM194 162H196V160H194ZM199 162H200V161H199ZM201 162H200V164H199V163H195V165H194V164H193V161H191V163L193 164V167L196 166V164H198L196 167L200 166L201 164H202L203 167H205V166L203 165V163H201ZM225 162H224V163H225ZM58 163H59V162H58ZM69 163H70V162H69ZM69 163H68V164H69ZM74 163H75V162H74ZM79 163L77 162L76 164H79ZM83 163L81 162V165H82ZM163 163H164V161H163ZM165 163H164V164H165ZM173 163H175V161H174ZM173 163H171V165H172ZM187 163H188V162H187ZM204 163H205V165H207L208 163H211V165H212V162H211V161H210V162H207V163L204 162ZM213 163H215V162L213 161ZM217 163H218V162H217ZM230 163H231V162H230ZM233 163H236V160L232 162V166H233ZM237 163L239 164V162H237ZM98 164H99V163H98ZM100 164H101V162H100ZM105 164H104V166L106 167L107 165H105ZM161 164H162V163L159 162V160H158V165H160V167H161ZM164 164H163V165H164ZM166 164H165L164 166L162 165V166L164 167V168H163V169H164V173H163V171H161L162 175H161V174H160V175L163 176V177H164L165 173H166V174H169V173H170L169 170H168V168H167L168 173L165 171V167H167V166L169 167V165L166 166ZM169 164H170V161H169ZM220 164H221V163H219V165H220ZM228 164H229V163H227L226 165H228ZM240 164H241V163H240ZM50 165H51V164H50ZM96 165H97V164H96ZM113 165H114V164H113ZM153 165H154V164H153ZM156 165H157V164H156ZM175 165H174V166H171V167H175ZM186 165H187V164H186ZM213 165H214V164H213ZM215 165H216V164H215ZM224 165H225V164H224ZM245 165H246V164H245ZM71 166H72V163H71ZM79 166H80V165H79ZM83 166H84V165H83ZM83 166H80L81 169H79V170H84V169H82ZM97 166H98V165H97ZM104 166H103V167H102V166H98V167H101V169L103 170ZM114 166H115V165H114ZM114 166H112V167H114ZM146 166H147V169H149V168H148V167H149L148 164H147ZM146 166H145V167H146ZM182 166H183V168L185 167L184 165H182ZM191 166H192V165H191ZM230 166H231V165H230ZM234 166H235V165H234ZM241 166H242V165H241ZM84 167H85V166H84ZM87 167H88V166H87ZM87 167H85V168H87ZM89 167H90V166H89ZM115 167H116V166H115ZM118 167L116 168V170L119 169ZM123 167H124V166H123ZM123 167H122V168H123ZM127 167H125V168L127 169ZM132 167H133V166H132ZM151 167H152V166H151ZM154 167H155V165H154ZM157 167H158V166H157ZM157 167H155V168H157ZM203 167H202V168H203ZM216 167H217V166H216ZM216 167H214V168H216ZM218 167H219V166H218ZM223 167H224V166H223ZM228 167H229V166H228ZM237 167H239V166H237ZM57 168H58L59 170H57ZM78 168H79V167H78ZM91 168H92V170L89 168V170H91V172L88 173L89 175L92 173L94 167H91ZM96 168H97V167H95L94 169H96ZM122 168H121L120 170H122ZM128 168H129V167H128ZM158 168H159V167H158ZM187 168H188V167H187ZM199 168H200V167H199ZM199 168H196V169L199 170ZM202 168H201V169H202ZM205 168H206V167H205ZM205 168H203V169H205ZM221 168H222V167H221ZM229 168H230V170H232V172H233V167H232V168L229 167ZM242 168H243V167H242ZM71 169H73V168H71ZM98 169H99V170H98ZM98 169H96L94 172H96V171L98 170L97 172L99 173L100 168H98ZM104 169H105V168H104ZM106 169H107V167H106ZM113 169H114V168H113ZM134 169H136V168H134ZM134 169H132V171H133ZM144 169H145V168H144ZM147 169H146V170H147ZM151 169H152V168H151ZM151 169H149V172H150V173H151V171H150ZM153 169H154V168H153ZM159 169H160V170H163V169H161V168H159ZM159 169H158V170H159ZM169 169H170V170H173V172H176L175 169H173V168H169ZM190 169H191V171L193 172L192 168H189V169L187 170V172H188ZM193 169H195V168H193ZM196 169H195L194 171H196ZM208 169L210 170L211 168H210V167H207V172H208ZM218 169H220V168H218ZM222 169H224V168H222ZM238 169H239V168H238ZM244 169H245V168H244ZM75 170H76V169H75ZM79 170H78V171H79ZM86 170L88 171V168L85 169L84 171H86ZM116 170L114 169L113 171H116ZM123 170H124V169H123ZM128 170H129V169H128ZM184 170H186V169L184 168ZM225 170H226V168H225ZM241 170H243V169H240L239 171H241ZM78 171L76 170L77 173H78ZM106 171H108V170H106ZM117 171H118V170H117ZM117 171H116V172H117ZM134 171H135V170H134ZM139 171H140V170H139ZM144 171H145V170H144ZM147 171H148V170H147ZM152 171H153V170H152ZM181 171H182V170H181ZM181 171H179V172H181ZM200 171H201V170H200ZM202 171H204V170H202ZM202 171H201V172H202ZM222 171H223V170H222ZM234 171H237V169H235ZM243 171H244V170H243ZM243 171H242V172H243ZM68 172H67V173H68ZM76 172H74V176L77 175ZM111 172H112V171H111ZM111 172H110V173H111ZM124 172H125V171H124ZM124 172H122V173L125 175L127 172H125V173H124ZM145 172H146V171H145ZM171 172H172V171H171ZM198 172H199V171H198ZM201 172H199V173H201ZM210 172H211V171H210ZM210 172H209V173H210ZM212 172H214V171H212ZM218 172H219V170H218ZM218 172H217V173H218ZM232 172H231V173H232ZM67 173H66V174H67ZM102 173H103V171H102ZM102 173H101V174H98L96 177L98 178L99 175L102 176ZM105 173L107 174V172H105ZM113 173L115 174V172H113ZM118 173H119V172H118ZM139 173H140V172H139ZM155 173H156V178H159V177H158V174H157V171L154 172V176H155ZM176 173H177V172H176ZM188 173H189V172H188ZM196 173H197V172H196ZM223 173H224V174H226V173L228 174V176L226 177V179H228V177H230V179H231L230 182L232 183V185L235 186L234 183H236V179H237L238 177H240V176H238L236 179H232V175H233V174H231L230 172L228 173V168H227V172L225 173V171H223ZM223 173H222V175H223ZM233 173H236V172H233ZM70 174H71V172H70ZM75 174H76V175H75ZM81 174H83V176H84L86 173L84 174L83 171H82V172L80 173V175H81ZM103 174H104V173H103ZM123 174H121V172H120V174L118 175V178H119V179H122V181H123V180H127L129 177H127V179H124V178L122 177ZM127 174H128V173H127ZM137 174H138V172H137V173L134 172V175H137ZM142 174H143V177H145V176H144V173H141V176H142ZM163 174H164V175H163ZM185 174H186V173H185ZM201 174H203V173H201ZM220 174H221V172H220ZM227 174H226V175H227ZM242 174H243V173H242ZM245 174H246V176H248L247 173H245ZM248 174H249V173H248ZM89 175H88V177H89ZM111 175H113V174H111ZM111 175L109 174V176H105V177H104L105 179L102 178V180L109 179V178H107V177H110ZM120 175H121V176H120ZM128 175H129V174H128ZM134 175H131V176L134 177ZM182 175L185 177V179H184L185 182L183 181L184 184H183V182H182V184H183V186H182V190H185V188L187 187V185H189L191 182L185 186V183L189 182V180L187 181V179H186V177H187L188 174H187L186 176H185L184 174H182ZM191 175H193V174H191ZM191 175H188V177L190 176V178H191ZM194 175H195V177L197 178V176H198L199 174H197V175L194 174ZM194 175H193V176H194ZM214 175H215V173H214ZM235 175H236V174H235ZM237 175H238V174H237ZM63 176H64V179H63L64 182H65L67 185H71V187H70V186H66V184H64V183L62 182V180H61V182L65 185V187H63V186H62L63 188L61 187L62 190L59 191L60 194L58 193V191H55V193L57 192L58 194L56 193L55 196H56L57 198H53V199H54V200H55V199H60V203H62V204L59 203L60 205H55V204H56V203H55L56 200H55V201L53 202L52 205H55V206H58V207H57L56 210L54 209V211H50V212H52V214H51V213L49 212V210H48V209H51V208H48V207L51 206L50 203H52V200H53V199L50 197V199H52V200H51V202H49V203L47 202V200L44 199L47 203L44 202V201H43V203H42V198H47L48 196H52V195H51L50 193H48V192L52 191V188H53V185L55 184V182H56L59 178H60V179H61V177L63 178ZM71 176H72V175H71ZM81 176H82V175H81ZM85 176H87V175H85ZM101 176H100V177H101ZM119 176H120V177H119ZM129 176H130V175H129ZM137 176H138V175H137ZM137 176H136V178H137ZM146 176H147V175H146ZM165 176H166V175H165ZM167 176H169V175H167ZM167 176H166V178L164 177V178H165V181H166V179H169V178H171L170 182H172V180H174V179H172V176H171V175H170L171 177H167ZM177 176H180V175H178V173H177ZM183 176H180L181 178H178V179L181 180ZM193 176H192V177H193ZM205 176H206V175H205ZM218 176H219V175H218ZM220 176H221V175H220ZM67 177H69V179H70V176H69V175H67ZM91 177H92V176H91ZM93 177H94V176H93ZM93 177H92V178H93ZM121 177H122V178H121ZM124 177H126V176H124ZM148 177H149V179H153V177H150L149 175H148ZM201 177H202V176H201ZM208 177H209V176H208ZM208 177H206V178H208ZM211 177H213L212 174H211ZM224 177H225V176H224ZM224 177L222 176L223 179H224ZM242 177H243V176H242ZM77 178H79V177H77ZM89 178H90V177H89ZM89 178H88V179H89ZM92 178H91L90 180H88V179L86 178V179H87V182H88V185H89L90 183H92L93 181H94V183H95V180H94L95 178H93V180H92ZM112 178H113V176H112ZM118 178L116 177V179H118ZM136 178H130V179H131V180H135ZM145 178H146V177H145ZM145 178H144V179H145ZM175 178H176V177H175ZM213 178H214V177H213ZM247 178H248V177H247ZM67 179H68V178H67ZM69 179H68V180H69ZM72 179H74L73 176H72ZM75 179H76V178H75ZM149 179H148V181H149ZM198 179H199V180H198ZM198 179H197V180H198V184L200 185L201 183H199V181H200V180H203V179H201L200 177H199ZM204 179H205V177H204ZM217 179H218V178H217ZM219 179H220V178H219ZM240 179H242V178L240 177ZM83 180H85V177H84ZM91 180H92V181H91ZM98 180H99V178H98ZM128 180H129V179H128ZM128 180H127V181H128ZM154 180H155V179H154ZM176 180H177V178H176ZM193 180H194V178H193ZM208 180H210V179L208 178ZM213 180L217 182V180H215V179H213ZM233 180H235L234 183L232 182ZM237 180H238V179H237ZM242 180H244V179H242ZM251 180H252V178H251ZM58 181H60V180H58ZM66 181H67V180H66ZM89 181H90V183H89ZM135 181H136V180H135ZM135 181H133V183H134ZM138 181H140V180L138 179ZM138 181H136V182H138ZM142 181H143V178H141V182H142ZM145 181L147 182V180H145ZM165 181H163V182H165ZM174 181H175V180H174ZM174 181L172 182L173 184H175ZM177 181H178V180H177ZM190 181H191V180H190ZM204 181H205V180H204ZM206 181H207V180H206ZM206 181H205V182H206ZM238 181H239V180H238ZM248 181H249V180H248ZM254 181H255V180H254ZM254 181H253V183H254ZM61 182H58L59 185L62 184ZM68 182H72V181L70 180V181H68ZM74 182H75V181H74ZM100 182H101V180H100ZM111 182H112V181H111ZM124 182H125V181H124ZM136 182H135V184H137ZM143 182H144V181H143ZM146 182H144V184H142V185H145V186H146V185H149V187H150V185H151V186L154 185V184L151 183V182H150L151 184H147V183H149V182H147V183H146ZM159 182H161L160 179L158 180L157 183H159ZM167 182H169V181H167ZM192 182H193V181H192ZM211 182H212V181H211ZM216 182H214L213 184H215ZM242 182H243V181H242ZM244 182H245V184L247 183L246 181H244ZM250 182H251V181H250ZM5 183H6V184H5ZM56 183H57V182H56ZM96 183H97V182H96ZM105 183H106V182H105ZM109 183H110V182H109ZM128 183H132V182L128 181ZM128 183H127V184H128ZM133 183H132V184H133ZM176 183H177V182H176ZM193 183L195 184V182H193ZM193 183H191L192 186H194ZM206 183H209V181H207ZM237 183H238V182H237ZM237 183H236V184H237ZM239 183H240V182H239ZM255 183H256V182H255ZM255 183H254V184H255ZM113 184H114V183H113ZM121 184H122V183H121ZM124 184H125V183L122 184V185L124 186L123 191H125L124 193H127L126 190H125L126 188H125V185H124ZM127 184H126V187H127ZM173 184H172V185H173ZM179 184H180V183H178V185H179ZM191 184H190V185H191ZM198 184H196V185L198 186ZM209 184H211V183H209ZM217 184H218V183H217ZM219 184H220V182H219ZM221 184H222V183H221ZM221 184H220V185H221ZM224 184H225V183H224ZM250 184H251V183H250ZM51 185H52V186H51ZM72 185H73V186H72ZM92 185H93V183H92ZM95 185H96V184H95ZM97 185H100V183H98ZM97 185H96V186H97ZM101 185L104 186L105 184L103 183V184H101ZM101 185H100V186H101ZM108 185H110V184H108ZM114 185H115V184H114ZM114 185H113V186H114ZM122 185H121V186L119 185L121 188H118V190H119V189H120V190L122 189ZM133 185H134V184H133ZM139 185H141V184H139V182H138V185H137V186H139ZM160 185H162V184L160 183ZM167 185L172 186L171 183H170V184H167ZM215 185H216V184H215ZM222 185H223V184H222ZM228 185H229V184H228ZM228 185H226V186H227V187L225 188L226 191H227V189H228ZM89 186H90V185H89ZM100 186H99V187H100ZM103 186H102V187H103ZM116 186H117V185H115V189L117 188ZM119 186H118V187H119ZM128 186H129V184H128ZM135 186H136V185H135ZM170 186H168L169 190L171 189V190L173 191V193H174V190L172 189V187H174V186L176 187L177 185L175 184V185L172 186L171 188H170ZM238 186H241V184L238 185ZM246 186H249V183H247ZM59 187H60V186H59ZM107 187L109 188V186H107ZM110 187H111V186H110ZM158 187H160V186H158ZM163 187H164V186H163ZM165 187H166V185H165ZM165 187H164L163 189L161 188V190L164 191V190H165ZM177 187H178V186H177ZM183 187H185V188L183 189ZM188 187H191V186H188ZM220 187H222V186H220ZM220 187H218V188H216V189L219 190ZM224 187H225V186L223 185V188H224ZM229 187H231V186L229 185ZM232 187H233V186H232ZM255 187H256V184H255ZM54 188H56V187H54ZM61 188H60V189H61ZM87 188H88V187H85V190H86V191H87ZM90 188H93V189H94V187H90ZM103 188L105 189V188H106V185H105V187H103ZM108 188H107V189H108ZM135 188H136V187H135ZM145 188H147V187H145ZM153 188H154V187H152V189H151L152 191L148 189V191H150V195H151V192H153ZM191 188L193 189L194 187H191ZM223 188L220 189V190H223ZM234 188H235V187H234ZM234 188H232V189H234ZM238 188H239V187H238ZM238 188H237V190H239ZM241 188H242V187H241ZM246 188H247V187H246ZM252 188H253V186H252ZM259 188H260V187H259ZM1 189H0V191H1ZM60 189H58V190H60ZM88 189H89V188H88ZM99 189H100V188H99ZM129 189H130V186H129ZM136 189H137V190H138V189L140 190V188H136ZM141 189H142V187H141ZM159 189H160V188H159ZM159 189L157 188V191H158ZM174 189H175V191L179 189V192L182 193V192L180 191L181 186L178 187V189H176V188H174ZM189 189H190V188H189ZM192 189H191V191H192ZM197 189H198V188H197ZM216 189H215V190H216ZM256 189H257V188H256ZM56 190H57V188H56ZM91 190H92V189H90V191H91ZM95 190H97L96 187H95ZM101 190L104 191L103 189H101ZM109 190H110V189H109ZM130 190H131V189H130ZM137 190H136V191H137ZM139 190H138V191H139ZM146 190H147V189H146ZM154 190H156V189L154 188ZM166 190H167V189H166ZM166 190H165V191H166ZM169 190H168V191H169ZM186 190H188V189H186ZM211 190H212V189H211ZM211 190H210V191H211ZM218 190H217V191H218ZM228 190H229V189H228ZM230 190H231V189H230ZM235 190H236V189H235ZM237 190H236V192H237ZM244 190H245V189H244ZM247 190H248V188H247ZM260 190H261V189H260ZM86 191H85L84 194H86ZM97 191H98V190H97ZM105 191H107V190L105 189ZM123 191H122V192H123ZM157 191H156V192H157ZM189 191H190V190H189ZM193 191H194V190H193ZM199 191H200V190H199ZM223 191H224V190H223ZM232 191H234V190H231V194H232ZM240 191H241V190H240ZM2 192H0L1 195H2ZM53 192H54V191H53ZM53 192H52L53 197H55ZM88 192H89V191H88ZM98 192L100 193V191H98ZM98 192H97V194H98ZM114 192H115V190H114ZM120 192H121V191H120ZM122 192H121V193H122ZM132 192H133V191H132ZM132 192H131V193H132ZM143 192H145V194H146V196H147L148 193H146L147 191H145V189H144ZM159 192H160V190H159L157 193H159ZM170 192H171V191H170ZM176 192H177V191H176ZM200 192H201V191H200ZM215 192H216V191H215ZM219 192L222 193L221 191H219ZM228 192H229V191H228ZM257 192H259V191H257ZM261 192H262V191H261ZM133 193H134V192H133ZM133 193H132V195H135V194H133ZM140 193H141V192L139 191L138 194H140ZM154 193H155V192H154ZM154 193H153L152 195H154ZM161 193L163 194V192H160V194H161ZM168 193H169V192H168ZM168 193H167V194H168ZM177 193H178V192H177ZM180 193H178V194H179V196L181 197ZM185 193H186V192H185ZM185 193H183V195H185ZM188 193H189V192H188ZM198 193H199V192H198ZM226 193H227V192H226ZM234 193H235V192H233V194H234ZM237 193H238V192H237ZM246 193H247V191H246ZM250 193H253V192L251 191ZM250 193H249V195H250ZM254 193H255V192H254ZM49 194H50V195H49ZM81 194H82V193H81ZM84 194H82V196H83ZM101 194H100V195H101ZM141 194H142V193H141ZM141 194H140V196H142ZM145 194H144V195H145ZM160 194L157 195V196H158V197H159V196H162V195H160ZM165 194H166V193H165ZM174 194H175V193H174ZM178 194H176V197H177ZM193 194H194V193H193ZM193 194L190 195V193H189L190 196H188V197H191V196H192V197H193V196L195 197V195H193ZM233 194H232V195H233ZM235 194H236V193H235ZM260 194H261V193H259V195H260ZM3 195H4V194H3ZM3 195H2V196H3ZM86 195H87V194H86ZM94 195H95V194H94ZM117 195H118V193H117ZM120 195H122V194H120ZM120 195H119V196H120ZM125 195H127V194H125ZM125 195H124V196H125ZM150 195H148V197H145V198H149ZM152 195H151V196H152ZM170 195H171V194H170ZM170 195H167V196H170ZM224 195H226V194L224 193ZM228 195H229V194H228ZM232 195H230V198H228V196H226V197H227L228 199H230V200H237V199H238V198L235 199V197H237V195H236V196L233 195V196H235V197H234L233 199H231V198H232ZM238 195H240V193H239ZM244 195H245V194H244ZM249 195L247 194L248 197H250ZM253 195L256 196V194H253ZM257 195H258V194H257ZM259 195H258V197H259ZM2 196H1V197H2ZM110 196H111V197H110ZM151 196H150L149 200L152 201ZM164 196H165V195H164ZM186 196H187V195H185L184 197H186ZM206 196H207V195H206ZM216 196H217V193H216ZM218 196H220V195H218ZM261 196H262V195H261ZM1 197H0V198H1ZM83 197H84V196H83ZM87 197H88V196H86V198H87ZM93 197H94V196H93ZM120 197H122V196H120ZM129 197H131V196H129ZM134 197H135V196H134ZM134 197H133V199H134ZM158 197H157V198H158ZM173 197H174V195L172 196V199H171V198H170V199H171V200H174ZM176 197H175V199H176ZM180 197H178V200H181ZM188 197H186V198H188ZM220 197H221V196H220ZM238 197H239V196H238ZM245 197H246V196H245ZM258 197H257V198H258ZM5 198H7L6 195H4V199H5ZM8 198H9V197H8ZM8 198H7V199H8ZM11 198H12V199H11ZM48 198H49V197H48ZM114 198L116 199L115 196H114ZM122 198H125V197H122ZM143 198H144V196H143ZM152 198H153V197H152ZM157 198H156V199H157ZM186 198H184L183 200L185 201ZM223 198H224V196H223ZM241 198H242V196H240V200H241ZM243 198H244V197H243ZM243 198H242V200H243ZM246 198H247V197H246ZM253 198H255V197H253ZM1 199H2V198H1ZM7 199H6V201H8V202L10 203V201L7 200ZM50 199H49V201H50ZM84 199H85V198H84ZM84 199H83V200H84ZM125 199H126L125 202L128 201L127 198H125ZM129 199H130V198H129ZM133 199H132V202H130L131 200L129 201L131 204L133 203L132 206H133V205H136V204L140 201V200L138 199L139 201L137 202V200H136V202H135L136 204H134ZM140 199H142V198L140 197ZM153 199H154V202H155V203L158 202V201L155 200V198H153ZM158 199H162V197H161V198H158ZM158 199H157V200H158ZM164 199H165V198H164ZM166 199L170 200V199L167 198V197H166ZM166 199H165V200H166ZM188 199H189V198H188ZM249 199H252V197L249 198ZM249 199H248V200H249ZM255 199H256V198H255ZM255 199H253V200H255ZM121 200H122V199H121ZM121 200H120V201H121ZM149 200L147 199V201H149ZM168 200H167V201H168ZM178 200H177V201H178ZM183 200H181V203H182ZM189 200H190V199H189ZM223 200H224V199H223ZM242 200H241V201H242ZM246 200H247V199H246ZM58 201H59V200H58ZM104 201H105L107 204H106ZM122 201H123V203H125V202H124V199H123ZM122 201H121V203H122ZM141 201H142V200H141ZM162 201H163V199L161 200V202H162ZM175 201H176V200H175ZM186 201H187V200H186ZM225 201H226V200H225ZM238 201H239V200H238ZM243 201H244V200H243ZM249 201H250V200H249ZM258 201H259V198H258ZM258 201H257V202H258ZM261 201H262V198H260V202H261ZM78 202L80 203V201H78ZM81 202H82V201H81ZM100 202H101V203H100ZM143 202L145 203V207H144V205H143V206L140 205V206L143 207L144 209L146 208L145 211L148 213L149 211H147L148 209H147V207H146V203H147V202H146L145 200H144ZM143 202H139V203L142 204ZM164 202H165V201H164ZM173 202H174V201H173ZM196 202H197V200H196ZM226 202H227V201H226ZM230 202H231V201H230ZM236 202H237V201H236ZM250 202H254V201L251 200ZM260 202H259V203H254V205H255V204H260ZM262 202H263V201H262ZM2 203H6V202L4 201V202H2ZM57 203H58V202H57ZM99 203H100V205H102L103 203H105L106 205L103 206V205H104V204H103L102 206H99ZM112 203H113V202H112ZM121 203H120V204H121ZM126 203H127V202H126ZM126 203L123 204V205H124V208L127 206ZM144 203H143V204H144ZM150 203L153 205V203L149 201L148 208H149ZM169 203H170V201H169ZM169 203H168V206H169ZM178 203H179V202H178ZM178 203H176L175 205L177 206ZM191 203H193V202L191 201ZM194 203H195V202H194ZM232 203H235V201L232 202ZM239 203H240V202H239ZM242 203H243V202H242ZM246 203H247V202H246ZM7 204H8V203H7ZM41 204H44V205H43V209H44V210L47 209V212H46V211L43 212V210H42L43 213L47 214V215H45V214H44V215L47 217L49 213L51 214V216L49 215L50 217H48L50 220L47 219V220L44 221L45 218H44L43 216H41V215H42V214H41V207H40ZM45 204H48V205L50 204V205L48 206V205H45ZM88 204H90V203H88ZM127 204H128V203H127ZM164 204H166V203H164ZM164 204H163V205H164ZM243 204H244V203H243ZM247 204H248V203H247ZM262 204H263V203H262ZM3 205H4V204H3ZM75 205H76V204H75ZM82 205H81V206H80V205H76V207L79 206V207H81V208L83 209L84 206H82ZM128 205H129V204H128ZM152 205H151V208H152ZM163 205H162V208H160L161 206L159 207V205H156V204H155L156 207H159V208H157V210L163 209ZM180 205H181V204H180ZM189 205H190V204H189ZM189 205H188V207H189ZM194 205H198V204H194ZM194 205H193V206H194ZM238 205H239V204H238ZM240 205H241V204H240ZM245 205H246V204H245ZM248 205H249V204H248ZM251 205H252V204H251ZM0 206H1V205H0ZM5 206H4V207H5ZM44 206H45V207H44ZM117 206H118V205H117ZM136 206H137V205H136ZM140 206H137V207H139V209H140ZM166 206H167V204H166ZM234 206L237 207L236 204H235ZM242 206H243V205H242ZM252 206H253V205H252ZM256 206H257V205H256ZM260 206H261V204H260ZM262 206H263V205H262ZM46 207H47V208H46ZM65 207H66V208H65ZM68 207H70V208H68ZM73 207H75V206H73ZM79 207H78V208H79ZM102 207H103V209H102ZM108 207H109V206H108ZM129 207H130V206H129ZM133 207H134V206H133ZM178 207H180V206H178ZM183 207H184V205H183V203H182V207H181V208H183ZM191 207H192V206H191ZM196 207L201 208V207L198 205V206H195L194 209H196ZM203 207H204V206H203ZM203 207H202V209H203ZM243 207H246V206H243ZM248 207H250V206H248ZM39 208H40V210L38 211ZM67 208H68V209H67ZM81 208L78 209V210L81 211ZM109 208H110V207H109ZM109 208H106V209H105V210H107V211H106L107 214H108ZM114 208L116 209V212H115V209H114ZM114 208L112 209V210H113V213L115 212L116 215L119 216V215H120V212L117 210L116 207H114ZM134 208H135V207H134ZM143 208H141V209H143ZM181 208H179V210H180ZM186 208H187V207H186ZM199 208H198V211L200 210ZM237 208H238V207H237ZM240 208H241V207H240ZM240 208H238V209H240ZM253 208H254V207H253ZM260 208H261V207H260ZM87 209H86V210H87ZM127 209H128V206H127ZM141 209H140V212L145 213V212L141 211ZM149 209H150V208H149ZM153 209H155V208L153 207V208H152V211L150 210V213H152V214H153V212L156 213V211H157V210H153ZM164 209H166L165 206H164ZM164 209H163V210H164ZM167 209H168V208H167ZM167 209H166V211H167ZM169 209H171V208H169ZM189 209H190V208H189ZM191 209H192V208H191ZM191 209H190V212H192V211L194 210V209H192V211H191ZM257 209H259V208H257ZM72 210H73V208L71 209V211H72ZM94 210H96V211H94ZM105 210H104V211H105ZM110 210H111V208H110ZM183 210H184V209H183ZM204 210L206 211V209H204ZM243 210H244V209H243ZM245 210H246V209H245ZM248 210H249V209H248ZM252 210H253V209H251V211H252ZM262 210H263V211H262ZM262 210H260V213H263V212H264L263 207H262ZM37 211L40 212V213L38 214ZM55 211H56V212H55ZM80 211H79V214H80ZM82 211H85V210H82ZM87 211H88V210H87ZM87 211H86V212H87ZM168 211H170V210H168ZM181 211H182V210H181ZM181 211H179V212H181ZM198 211H197V212H198ZM201 211H202V210H201ZM240 211H241V210H240ZM240 211L238 210V212H240ZM254 211H256V210H254ZM261 211H262V212H261ZM77 212H78V211H77ZM86 212H85V214H86ZM140 212H137V213L139 214ZM197 212H196V213H197ZM241 212H242V211H241ZM243 212H244V211H243ZM36 213H37V215H38L39 218H41V217L43 218V219L41 218L40 221H39L40 223H41V220L45 222V223H42V226H43V227H41L40 224H39L40 226L38 225V218H37ZM53 213H54V215H53ZM74 213H76V212L74 211ZM157 213H158V211H157ZM160 213H161V212H160ZM172 213L174 214V212H172ZM182 213H183V212H182ZM193 213H194V211H193ZM202 213H203V211H202ZM245 213H247V212L245 211ZM257 213H259V211H258ZM85 214H84V215H85ZM96 214H97V213H96ZM152 214H151V215L148 214V216H146V214H145V216L148 217L147 220H148V219L150 220V219L153 218V219L150 220V221L148 220V222H146L147 224H149V222H151V224L156 223V222L154 221V219H155L156 217L159 218V220H161V218H162V217L160 218V217H158V216H154V214H153V216H152ZM163 214H164V211H163V213H162V216H163ZM176 214H177V213H176ZM183 214H185V213H183ZM183 214H182L181 216H180L179 214H178V215H179L180 217H184L186 214H185L184 216H183ZM203 214H204V213H203ZM253 214H254V212H253ZM253 214H252V215H253ZM263 214H264V213H263ZM39 215H40L41 217H40ZM52 215H53V216H52ZM57 215H59V217L61 218V222L59 221L60 223H59L58 225L56 224V225H57L56 227H55V225H54V227H55L56 229L53 228V229L51 230V225L53 224V222H52V224H50L51 219L53 220V218L56 216V221H57V219L59 218V217H57ZM76 215H78V214H76ZM105 215H106L107 217H105ZM113 215H114V214H113ZM160 215H161V214H159V216H160ZM168 215H169V214H167V216H168ZM178 215H176V216H178ZM192 215H194V214H192ZM204 215H205V214H204ZM204 215H203V216H204ZM255 215H256V214H255ZM94 216H96V215H94ZM94 216H92V217H94ZM120 216H122V214H121ZM120 216H119V218H120ZM132 216H130V217H132ZM149 216H150L151 218H150ZM174 216H175V214H174ZM176 216H175V217H176ZM195 216H197V215H195ZM249 216H251V215H249ZM139 217H142V218H143L144 216H143V214H142L141 216L139 215ZM168 217H169V216H168ZM251 217L254 218V216H251ZM251 217H250V220H251ZM257 217H259L260 220H262L261 217L259 216V214H258ZM96 218H97V217H96ZM103 218H104V219H103ZM114 218H116V219H114ZM157 218H156V219H157ZM164 218H165V216H164ZM164 218H163V221L161 220L163 223H164V220L166 221V219H164ZM176 218L178 219V217H176ZM186 218H187V215H186ZM189 218H192V217H188V219H189ZM201 218H202V217H201ZM253 218H252V221H251V222L254 221ZM82 219H84V221H83ZM88 219H89V218H88ZM90 219H91V218H90ZM90 219L87 220V221H90ZM100 219H103V220L106 219V221H107V220H111V221H109V222L107 221V222L109 223V224H108L106 221H103V220H102L103 222H100ZM145 219H146V218H145ZM156 219H155V220H156ZM170 219H171V217H170ZM180 219H181V218H180ZM182 219H183V218H182ZM182 219H181V221H182ZM202 219H203V218H202ZM254 219H255V218H254ZM54 220H55V219H54ZM54 220H53V221H54ZM98 220H99V222L101 223V226H104V224H107L106 227H101V226H100V223H98ZM124 220H126V219H124ZM133 220H134V221H133ZM139 220H140V219H138V221H139ZM143 220H144V218H143ZM143 220H142V219L140 220V224H141L142 226H141V225H139V226H140L141 228L145 229L144 226H146L147 224L145 223V220H144V221H143ZM147 220H146V221H147ZM203 220H204V219H203ZM257 220H258V219H257ZM263 220H264V219H263ZM141 221H143V224H146V225H143V224L141 223ZM157 221H158V220H157ZM169 221H170V220H169ZM181 221H180V222H181ZM205 221L208 222V219L204 220V222H205ZM57 222H58V221H57ZM110 222L113 223V224H110ZM158 222L160 223V221H158ZM158 222H157V223H158ZM162 222H161V224H162ZM180 222H178V223H180ZM90 223H91V222H90ZM102 223H103V224H102ZM165 223H167V221H166ZM169 223H170V222H169ZM171 223H172V222H171ZM174 223H175V222H174ZM205 223H206V222H205ZM43 224H44V225H43ZM54 224H55V223H54ZM151 224H149L148 226H146L147 228H148V227L151 228V229L149 228L150 231H146V232H148L147 234H149L150 232H152V233H150V236H151V234H153V232H154V231H152V230H153L152 228H154L155 225H156V226H155V229L158 227L157 224H154L153 226H151ZM206 224H207V226H208L209 222L206 223ZM256 224H257V222H256ZM260 224H261V223H260ZM108 225H110V226L113 225L114 227H113V228H112V227L107 228ZM137 225H138V223H137ZM137 225H136V226H137ZM159 225H160V224H159ZM174 225H175V224H174ZM257 225H258V224H257ZM263 225H264V224H263ZM263 225H262V226H263ZM139 226H138V227H139ZM161 226H162V225H161ZM177 226H178V225H177ZM207 226H206V227H207ZM210 226H211V225H210ZM253 226H255V225L253 224ZM258 226H261V225H258ZM52 227H53V226H52ZM164 227H165V225L163 224V228H164ZM166 227H167V225H166ZM169 227H170V225H169ZM181 227H182V226H180V228H178V229H181ZM206 227L204 226V228H206ZM211 227H213V226H211ZM110 228H111V229H110ZM118 228H119V227H118ZM163 228H162V229H163ZM172 228H175V227L172 226ZM208 228L210 229L209 226H208ZM253 228H254V227H253ZM256 228H257V227H255V229H256ZM263 228H264V227H263ZM155 229H154V230H155ZM159 229H161V227H160V228L158 227V229H156V230L158 231ZM166 229H167V228H166ZM168 229H169V228H168ZM178 229H177V230H178ZM215 229H216V227H215ZM217 229H218V228H217ZM260 229H261V228H260ZM48 230L55 231V233L53 232V235H52V233H51V235H50V232H51V231H48ZM156 230H155V232H156ZM205 230H206V229H203V231H200L199 233L202 232L201 234L205 235V234L203 233ZM258 230H259V229H258ZM262 230H263V229H262ZM116 231L118 232V234L116 233ZM131 231H132V230H131ZM135 231H136V230H135ZM139 231H140V229H138V232H139ZM165 231H166V230H165ZM169 231H171V229L168 230V233H169ZM173 231H175V229H174ZM173 231H172V232H173ZM198 231H199V230H198ZM263 231H264V230H263ZM263 231H262V233H263ZM46 232H47V234H48V233H49V234L47 235ZM83 232H84V235L81 234V233H83ZM133 232H134V230H133ZM142 232H144V231L141 230L139 233H142ZM155 232H154V234H155ZM208 232H209V231H207V233H208ZM134 233H135V232H134ZM144 233H145V232H144ZM160 233H161V230H160ZM165 233H166V232H165ZM165 233L163 232V234H165ZM168 233H167V234H168ZM174 233H175V232H173V233H169V234L172 235V234H174ZM197 233H198V232H197ZM207 233H206V234H207ZM212 233H215V232L212 231ZM262 233H259V234H262ZM135 234H136V233H135ZM135 234H133V235H135ZM147 234L145 233V234H143V235L146 236ZM167 234H166V235H167ZM195 234H196V233H195ZM46 235H47V236H46ZM49 235H50V237H51V236H52V237H51L49 240L45 239V238H48ZM74 235H76L75 237H77L78 239H81V240H83V239H91V240H92L91 242H93V245L90 246V249H87V248L84 247L86 250H88V251L86 252L87 254L85 253V254L83 255V252H85V251H82V253H80V254H78V255H77V254H76V255L71 254V253H73V250H76L75 248H73L72 252H71V250H70V249H72V248H70V246L74 245V243L71 242V243H73V244L70 245V246H67L66 244H68L69 242L65 244L66 241H65L64 243H61V242H60V243H61V245L64 244V245H62V246H64V247H67V248L69 247V249H67V248L62 249V247H61L60 249L57 248V249L55 250V248H56V246L58 245L59 241H63V240H65V239H63V237L66 238L67 240H70V239H68V237H72V238H73ZM133 235H132V236H133ZM157 235H158V234H157ZM166 235H165V236H166ZM170 235H169V237H170L172 240H175V239H176V237H172V236H176L175 234L172 235V236H170ZM197 235H198V234H197ZM263 235H264V234H263ZM81 236H85V237L83 238V237H81ZM127 236H130V235H127ZM132 236H130V237H132ZM135 236H136V235H135ZM137 236H138V235H137ZM137 236H136V237H137ZM139 236H140V238H139V237H137V238L135 237V238L132 239V241H133V240H137V239H140V240L142 239V240H144V237H145V236H144V237H141L142 235H139ZM150 236L148 235V237H150ZM153 236H154V238L156 237L155 235H153ZM163 236H164V235H163ZM188 236L190 237V235H188ZM191 236H192V235H191ZM194 236H195V235H193V238H194ZM198 236H199V235H198ZM75 237H74V238H75ZM160 237L163 238V237L161 236V234H160ZM189 237H188V240H189V239L192 240V237H190V238H189ZM199 237H200V236H199ZM261 237H262V236H261ZM261 237H260V238H261ZM82 238H83V239H82ZM145 238H146V237H145ZM173 238H174V239H173ZM200 238H201V237H200ZM200 238H199V239H200ZM130 239H131V238H130ZM150 239H152V238L150 237ZM156 239H158V237H157ZM163 239H164V240H167V241H168V240H171V239H169L168 237H167V239H166V237H164ZM196 239H197V238H196ZM196 239L194 238V240H196ZM199 239H197V240H199ZM262 239H263V237H262ZM72 240H73V241H74V240L76 241L77 239H72ZM81 240H79V242H78V240H77V242L74 241V242L76 243V244H75V247H76L77 244L79 245V244L82 242ZM120 240H121V241H120ZM142 240H141V243H142V242H143V243L140 244L139 246L143 245V246H141V247L144 248V247H145V245H144L145 240H144V241H142ZM158 240H159V239H158ZM158 240H157V241H158ZM160 240H161V239H160ZM172 240H171V242L169 241L170 243L167 242V241H165V244H166V242H167V244L169 243V245L172 244V246H171V249H172V250L169 249V245L164 246V247H166V249L168 248V250H166L165 248H164V250H162V249H160V247H158V248H159L158 250H161L162 253H164L165 251H166L167 253H169V251H171L168 255L171 256V255H173V254H179V256H180V258H181L182 253H176V252L173 250L172 247L175 248V245H176V244H174L175 242L173 241V242H174V243H173ZM191 240H190V241H191ZM70 241H71V240H70ZM147 241H148V243H146V245H148V244L150 243L149 240H147ZM147 241H146V242H147ZM152 241H155V240L153 239ZM263 241H264V240H263ZM55 242H56L57 245L55 244ZM84 242H85V241H84ZM126 242H127V241H126ZM136 242H137V241H136ZM159 242H160V241H159ZM161 242H162V241H161ZM60 243H59V246H60ZM71 243H70V244H71ZM134 243H135V241L132 242V244H134ZM153 243L156 244V242H153ZM163 243H164V242H163ZM163 243H162V245H163ZM137 244H138V243H137ZM173 244H174V246H173ZM54 245H55V246H54ZM65 245H66V246H65ZM80 245L82 246V247H81V250H82L84 244L82 243V244H80ZM80 245H79V246H80ZM125 245H126V246H125ZM150 245H151V249H152V251H154L153 249L155 248V246H154V248H152V247H153V246H152L153 244L150 243ZM158 245H159V244H158ZM158 245H157V246H158ZM130 246H131V248H132V245H130ZM130 246H129V247H130ZM137 246H138V245H137ZM160 246H161V245H160ZM64 247H63V248H64ZM73 247H74V246H73ZM134 247H136V243L134 244ZM148 247L150 248L149 245H148ZM149 248L146 247V248H144V249H147V250H148ZM162 248H163V247H162ZM136 249L138 250V247H136ZM139 249H140V248H139ZM144 249H142V250H144ZM155 249H156V248H155ZM180 249H181V247H180ZM183 249H184V251H186L185 248H182V250H183ZM129 250H130V249H129ZM131 250H134V248H132ZM158 250L156 249V252H155L154 254H156ZM177 250H178L177 252H180L179 248H178ZM77 251H78V253L80 252L79 250H76V252H77ZM140 251H141V250H140ZM144 251H146V250H144ZM150 251H151V250H150ZM150 251H149L148 253H150ZM152 251H151V252H152ZM163 251H164V252H163ZM74 252H75V251H74ZM142 252H143V251H142ZM161 252H160V253H161ZM166 252H165V255H166ZM173 252H174V253H173ZM43 253H44V255H43ZM160 253H157V254L155 255V256L158 255V257H160L159 259H161V256H160V255L162 254V253H161V254H160ZM194 253H196V254L198 255V254H199V251H198V252H194ZM125 254H126V255H125ZM144 254H145V252H143V254H142V255H143V256H142L143 258L145 257ZM159 254H160V255H159ZM185 254L187 255V253H185ZM204 254H205V253H204ZM168 255H167V256H168ZM186 255H184V253H183V257L186 256ZM191 255H192V254H191ZM197 255H194V254H193V257H194V258H195V257L198 258ZM209 255H210V254H209ZM228 255L230 256L229 253H228L226 256H228ZM155 256H153V257H155ZM207 256H208V255H207ZM147 257H149V255H147ZM151 257H152V256H151ZM151 257H150V258H151ZM153 257L151 258V260H153ZM158 257H155L156 260H157V261H155V263H157V264H158V262H159V264H164V262H165L166 260H168V258H169V256H168V257L165 256V260H164V254H162V257H163V258L161 259V260H162L161 262H163V263H161L160 260L158 259ZM188 257L190 258V256H188ZM211 257H212V256H211ZM150 258H148V259H150ZM166 258H167V259H166ZM172 258H173V257H172ZM184 258H185V257H184ZM141 259H142V258H141ZM181 259L185 261V259H183V258H181ZM203 259H204V258H203ZM207 259H208V258H207ZM211 259H212V258H211ZM213 259H214V258H213ZM220 259H221V258H219V261H218V262H220ZM225 259L227 260L228 258L226 257ZM229 259H230V257H229ZM143 260H144V259H143ZM143 260H140V261H143ZM158 260H159V261H158ZM163 260H164V261H163ZM176 260H177V259H176ZM176 260H175V261H176ZM192 260H193V259H192ZM223 260H224V259H223ZM145 261H147V260H144V262H145ZM153 261H154V260H153ZM173 261H174V260H173ZM175 261H174V262H175ZM177 261H178V260H177ZM199 261H200V260H199ZM212 261H213V260H212ZM216 261H217V260H216ZM224 261H225V260H224ZM81 262H82V263H81ZM144 262H143V264L146 263V262H145V263H144ZM148 262H151V261H148ZM148 262H147V264H149ZM169 262H170V261H169ZM169 262H166V264H168ZM190 262H191V260H190ZM192 262L194 263V261H192ZM192 262H191L190 264H192ZM209 262H211L210 259H209ZM214 262H215V259H214ZM218 262H215V263L218 264ZM151 263H152V262H151ZM151 263H150V264H151ZM170 263H171V262H170ZM175 263H176V262H175ZM197 263H198V262H197ZM212 263H213V262H212ZM221 263L223 264L224 262H221ZM221 263H220V264H221ZM227 263L229 264V260H228ZM227 263H224V264H227ZM152 264H154V262H153ZM173 264H174V263H173ZM181 264H182V263H181ZM206 264H207V263H206ZM210 264H211V263H210ZM213 264H214V263H213Z\"/></svg>", "mask_w": 264, "mask_h": 264}]
</instances>
